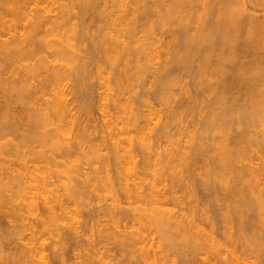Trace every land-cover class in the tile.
Returning a JSON list of instances; mask_svg holds the SVG:
<instances>
[{
    "label": "rangeland",
    "instance_id": "rangeland-1",
    "mask_svg": "<svg viewBox=\"0 0 264 264\" xmlns=\"http://www.w3.org/2000/svg\"><path fill=\"white\" fill-rule=\"evenodd\" d=\"M69 1H71V2H69ZM75 1V2H74ZM101 1V2H100ZM146 1V2H145ZM148 1V2H147ZM154 0H144V3H143V7H140L138 10L140 11V13H139V11H137L136 13L137 14H135V18H140L141 19V21H139V22H141V23H139V24H137L138 26V30L136 29V31L135 32H137L138 31V33L137 34H134L136 37V39L133 37V39L131 40V42H132V45L134 44L133 43V41H135V42H137V44L139 45V46H141V44H143V46H142V49L140 48H137L138 50H136V52H133V51H135V50H133V49H135L136 47H135V45L134 46H132V45H130L129 46V48L130 47H132V50H130V53H131V51H132V53H131V56L133 57H131V56H129V54L127 55V57H130V59H129V63L127 62V60L126 59H122V58H127V57H124V56H126V55H124L123 56V53H119L120 55H121V57H119L120 55L119 54H117V56L118 57H116V56H113L114 55V53H113V55L110 53V52H108L107 50L105 51V49H102L103 48V46L100 44L101 42V40H98L100 37V39H102V37L104 36V38H106V35H104L105 33H106V31L107 32H112V34L113 33H119L118 32V30H119V26L117 27L115 24H113L112 22H110V19H111V21H112V18H113V16H110L112 13H113V11H114V13L116 14V12L117 11H115L116 9L114 8L115 6H114V4L112 5V2H111V4H109L110 2H109V0H99V1H96L97 2V4L95 3V5H97V6H95V5H89V10H90V6L91 7H93L92 9V11L90 10H87L88 9V7H87V9L85 8V13L84 12H82L83 10V7L81 6L82 4L80 3V1L79 0H56V1H50V0H45L44 2L42 1V3L41 4H39V6H46L47 7V9H48V14H50L51 16H49L50 18H52V16L56 13V14H58V11H59V7H62L63 5L66 7V8H61V9H67L68 7L70 8V6H71V9H68V11H67V13H68V15H69V18H67V20H69V21H67L68 22V24H71V25H69L70 27V35L72 34V29H75V30H73V32H75L74 34H72L73 35V37H74V39L73 40H71V41H74V40H76L77 42H71L70 41V39H69V41L74 45V44H76V45H78V47L77 48H74V50L78 53V51H79V54H77L76 52H75V56H77L78 55V58H76V60L78 61V60H80V61H78V63L80 62V63H82L81 64V68H79V66H80V63L79 64H77L76 66H77V68H79L80 70H78V71H71V73H74L73 75L69 72V69H68V72L66 71V70H64V72L66 71L68 74H70L71 76V78L69 77L68 79H70V80H68V79H66V81L64 82L63 81V83H62V85L64 86H62L61 87V89H63V91H64V94H66V97L65 98H67V103H68V110H70V111H68V112H70L71 113V115L69 114V113H67V114H69V115H67V116H69V117H65V120H67L68 122L66 123L65 122V120H64V122L66 123V124H64L62 121H58L57 120V118L56 117H54V116H50V118L49 119H46V121L45 122H42V123H40V124H38L36 127H30L28 124H25L26 123V121H25V118H23L22 119V117L23 116H21L20 114V116L19 115H17L16 117L17 118H19L20 117V119H18V120H13L12 118H10V120L11 121H15V124H17L18 125V127H20L17 131L16 130H10V129H8L7 130V132L8 133H6V131L4 132V131H0V145L2 146H0V160L1 161H3V162H1L0 161V172L3 174V176L4 177H1V178H3V180H1V181H5V182H12V186H14L12 189V191H11V193H8L9 191H7V190H5L4 191V195H3V197H1L0 198V220H2L0 223V243H1V246H0V262H2L1 264H18V263H20L21 264V262L23 263L24 261L23 260H25V258H23V259H19L20 257L19 256H16V255H18V253L16 254V253H14V255L16 256V259L14 258L15 256H13L12 255V252H15L14 250H16L17 251V249L16 248H18V246L20 245V244H22L23 242L24 243H30V241H31V244H32V239L34 238V237H36V235L39 237H37V238H34V240L36 241V242H34V243H38V244H40L41 242H43L42 243V245L40 244V247L41 248H43L42 249V251H43V253H44V259H42L43 261L44 260H46L47 259V261H48V263H47V261H46V263L47 264H56L57 262L56 261H58V262H62V264H96V263H99V261L101 260V259H103L104 260V262L102 261V263L104 264V263H106V264H114V262H116L115 264H117L118 263V261H119V263L118 264H120V263H123V264H138L139 263V261L140 260H137L138 261V263H136L137 261H136V259H139V256L138 257H135L137 254H138V252L135 250L136 248H137V246H139V245H137V244H135V242H134V240H130L131 242H133L132 244L133 245H131L130 243H129V245H130V247H129V245H128V243L127 244H125V247H124V245H122V246H117V245H119V243H118V241H112V239H113V237H112V239H103L101 236L104 234V232H102V235H100V237L102 238V240H100V237H99V239H98V233H99V230H100V228L102 227V225H100L99 227H98V233H96V228H97V225H98V223L99 222H101V224L103 223V222H106V223H109V225L108 226H111L110 225V223L113 221V224H115L116 222L115 221H119L118 223H116V225H118V229L119 230H123V229H125V230H127V231H131L132 229H135L136 228V226L138 225V223H141V225L142 224H144V225H142V228H143V226H144V230H140V231H144L142 234L143 235H145V238H144V242H146L147 243V245L148 246H151V243H152V246H151V248H152V250L154 249V248H156L154 251H155V255H156V261H158L157 263L158 264H183L182 262H184L183 260L185 259V260H187V259H190V262H189V260H188V262L190 263V264H209L210 263V258H211V260L213 259V257H215V253L217 252L218 254L216 255V257H215V259H213V261H215L216 263L215 264H236V263H240V264H264V250L262 249L263 247H264V237H262V236H264L263 235V231H264V223H263V221H264V211L262 212H257L256 213V211H255V209L253 208V210H254V212H252L253 213V216H252V213H250L251 211L249 210V212H247V214L248 215H250V217L249 216H247L246 217V214H244L245 216L243 217L242 216V221L241 222H238V220H237V218H234L235 217V215L233 214V212L230 210V216H231V219L230 220H225L223 217V219H221V216L224 214V213H226L227 211L225 210V207H226V209H227V207H230V205L229 204H231V202L233 201V204H236L237 202H235L234 201V199L236 200V198L238 199V196L235 194L234 196H237V197H235V198H233V194H234V192L232 191V194L229 192L228 193V191L230 190V188H231V186L233 187V185H231L230 187H229V189L228 188H226L227 189V192H225L223 189H222V187H223V185L222 184H220L219 182H218V184H216L215 183V185H214V183L213 184H211V182H210V184H211V187H213L212 189H214V191H212L211 192V189H209L207 186V188L205 189V179H206V182H208L209 183V181H207V177L205 178L204 176L206 175H208L207 174V171H206V173L205 174H203V179L201 178L202 177V172H201V170L202 169H204L205 168V164H208L211 160L210 159H212V154H208V153H211L210 151H207L210 147H214L215 148V146H218V144L219 143H221L222 144V140H218V139H220V137H222L223 139H225L226 140V138H228L227 139V141L226 142H228L229 143V148H231L232 150H231V154L233 155H235L236 153L235 152H238V154H236L234 157H236V160L238 159V157L239 156H241L242 154L244 155L242 158L244 159H242V158H240L239 157V160H241V162L242 163H240V164H243L244 165V167L246 168V166H245V163H243V162H246L248 165H249V163H252L251 164V166H250V168L252 167V168H255L254 170L255 171H260V169L261 168H263V167H260V169H258V170H256V167H259L260 165H262L263 163H264V131H263V129H264V119L263 120H261V121H263V122H260V124L258 125V122H256L257 123V127H253L254 129H257V134H255L252 138L254 139V137H255V139L254 140H256L255 141V143H254V141H253V143H252V141L250 140V142H247V146L245 147L244 145H246V144H243V142H244V139H242V142H239V141H241V138L240 137H238L239 136V134L241 133L238 129H247L248 128V130H249V128H250V125L248 124V123H245V122H241L240 121V123H239V125H241L242 127L241 128H239L238 126V122L236 121H234V118L236 117H233L234 115V113L237 111V108L238 109H240L239 108V106H240V104L238 105L237 103L239 102V103H241L242 101L243 102H245L246 101V96H247V94H246V92H247V90H246V92L244 91V90H240V88H237V87H239V86H236L235 84V86H234V88H233V86L232 87H230V93L229 92H227L226 93V91L225 90H219L218 89V87L220 86V83H222V82H220V78H218V79H214V77H213V79L211 80V76H209V74H208V72H207V69L205 70L206 72H204V73H206L209 77H210V79L208 80V76H206V74H204L203 72V75H202V73L201 72H199V69H197V68H200L199 67V65H201V63H202V54H204L203 52H202V48H198L197 50H196V52H195V50H193L194 51V54H193V52H192V54H193V57L191 56H187V57H185V58H183L181 61H179L178 60V62H177V58L175 59V54L176 53H179V51L181 52H183V49H181L180 48V38H181V28L179 29V27L182 25L181 23H183V24H187V28H186V31L187 32H189V33H187V35L189 34H192L191 32L192 31H194V32H197L198 30H199V28L200 27H202V28H200V29H203V28H205V27H208L207 25H209L210 26V23H209V20L211 21V23H212V21L214 20V17H216V15L218 14V11L221 9H223V8H221V7H223V5H225V6H227L226 4H228L229 5V1H225L224 0V3H223V5H222V2H223V0L222 1H220L219 0V2H218V0L216 1V0H191L190 2H188L189 3V5H188V3H186L187 4V6H186V4H184V6L185 7H181V6H179V8H178V12L176 11V10H174L175 11V13L173 12V14L171 13L170 15H169V8L171 7V5H172V0H169L170 2H168V0L167 1H162V0H156V1H154ZM231 1V0H230ZM235 0H232L230 3H233ZM237 1V0H236ZM241 1V0H240ZM239 0H238V2H240ZM243 1H245L244 2V4H245V11H244V13L247 11V9H248V11H250L249 13H251V12H253V13H251V15L253 16V14H254V16L255 15H257L256 17H258V16H261L262 15V17H264V0H254V1H256V3L254 4L253 2V0H243ZM246 1H248V2H246ZM250 1V2H249ZM150 2V4H148ZM201 2V3H200ZM204 2V3H203ZM226 2V3H225ZM153 3V4H152ZM156 3V4H155ZM167 3V4H166ZM169 3V4H168ZM219 3V4H218ZM241 3V2H240ZM68 4V5H67ZM79 4V5H78ZM81 4V5H80ZM140 4V3H139ZM147 4L149 5V6H147ZM152 4V5H151ZM192 4V5H191ZM203 4V5H202ZM215 4V5H214ZM233 4H236V3H233ZM70 5V6H69ZM73 5V6H72ZM105 7H104V6ZM112 5V6H111ZM183 5V4H182ZM217 5V6H216ZM221 5V6H220ZM230 5H232V4H230ZM237 5H238V3H237ZM34 4L33 5H30L29 7H32V9L33 8H37L36 6H38V3H37V5L36 6H34ZM68 6V7H67ZM95 6V7H94ZM102 6V7H101ZM140 6H141V4H140ZM151 6V7H150ZM169 6V7H168ZM213 6V7H212ZM224 6V7H225ZM233 6V5H232ZM104 7V9H102ZM110 7H111V9H110ZM189 7H191V8H189ZM202 7V8H201ZM210 7V8H209ZM216 7V8H215ZM218 7V8H217ZM234 7V6H233ZM28 8V7H27ZM75 8V9H74ZM96 8H98L99 10H100V8H101V10L100 11H103V16L101 15V13L99 14V13H96V12H98L99 10H96ZM115 10H114V9ZM141 8H142V10H141ZM149 8V9H148ZM186 8H189V9H187L186 10ZM204 8V9H203ZM214 8H215V10H214ZM220 8V9H219ZM226 8V7H225ZM28 9H31V8H28ZM34 9V10H35ZM60 9V10H61ZM113 9V10H112ZM146 9V10H145ZM168 9V10H167ZM198 9V10H197ZM201 9V10H200ZM211 9V10H210ZM217 9V10H216ZM34 10H33V12H34ZM76 10V11H75ZM95 10V11H94ZM108 12H106V11ZM144 10V11H143ZM158 10V11H157ZM184 11V13L182 12V11ZM220 10V11H221ZM36 11H37V9H36ZM35 11V13L34 14H36V13H38V12H36ZM88 11V12H87ZM99 11V12H100ZM105 11V12H104ZM146 11V12H145ZM152 11V12H151ZM165 11V12H164ZM182 13H181V12ZM248 11L246 12L247 14H248ZM90 12H92V14L90 13ZM95 12V13H94ZM112 12V13H111ZM204 12V13H203ZM88 13H90V16H88ZM104 13H106V14H104ZM109 13H111V14H109ZM144 13H146L145 15H144ZM147 13H149L148 15H147ZM157 13V14H156ZM165 13H166V15H165ZM178 14V17H177V14ZM179 13H181V15L179 14ZM186 13H187V15H186ZM214 13H217V14H214ZM246 13L244 14V15H246ZM115 14H114V16H115ZM140 14H142V15H140ZM156 14V15H155ZM67 15V14H66ZM68 15L66 16V17H68ZM82 17H81V16ZM83 15H84V17H83ZM94 15H95V17H94ZM101 15V16H100ZM106 15V16H105ZM109 15V16H108ZM139 15H140V17H139ZM164 15H165V17H164ZM172 15H174V16H172ZM180 15V16H179ZM213 15H215V16H213ZM250 15V14H249ZM250 15V16H251ZM93 16V17H92ZM104 16L105 17H107V18H104ZM145 16H146V18H145ZM158 16V17H157ZM167 16H169V18L167 17ZM175 16H176V18H175ZM185 16V17H184ZM208 16H210V17H208ZM91 17V18H90ZM101 17H102V19H105V20H102L101 19ZM108 17H110V18H108ZM144 17V18H143ZM159 17H161V18H159ZM170 17H173V18H170ZM181 17H184V18H181ZM189 17V18H188ZM74 18V20L72 21V19ZM88 20H87V19ZM136 19V21H138L139 19ZM149 18H150V20H149ZM154 18H156V19H158V20H156V19H154ZM162 18H165V19H163V21H161L160 19H162ZM178 18V19H177ZM181 18V19H180ZM210 18V19H209ZM81 19V20H80ZM92 19V20H91ZM106 19H107V21H106ZM147 19V20H146ZM167 19H168V21H167ZM170 19H172V20H170ZM175 19H177V20H175ZM185 19V20H184ZM188 19V20H187ZM142 20L145 22H143V24H142ZM148 20H149V23H148ZM156 20V21H155ZM174 20V21H173ZM184 20V21H183ZM26 20H22V22H20V24L18 25V31H23L24 29V27L28 24V22L29 21H26ZM78 21V22H77ZM81 21H82V23H81ZM99 21V22H98ZM101 21V22H100ZM104 21V22H103ZM155 21V22H154ZM161 21V22H160ZM165 21V22H164ZM183 21V22H182ZM186 21V22H185ZM50 22V21H49ZM49 22H46V26H47V28H49L48 26H52V25H49L50 23ZM67 22H66V24H67ZM69 22H71V23H69ZM173 22V23H172ZM190 22V23H189ZM202 22V23H201ZM207 22H208V24H207ZM24 23V24H23ZM48 23V24H47ZM105 23V24H104ZM112 25V28L110 27L111 25ZM138 23V22H137ZM148 23V24H147ZM152 23V24H151ZM159 23H161L160 25H159ZM180 23V24H179ZM88 24V25H87ZM99 24V25H98ZM107 24V25H106ZM144 25V26H141V25ZM147 24V25H146ZM179 24V25H178ZM207 24V25H206ZM24 25V27L22 28V26ZM73 25H75V26H73ZM98 25V26H97ZM139 25H140V27H139ZM44 26V25H43ZM45 26V27H46ZM66 26V25H65ZM68 26V25H67ZM82 26H83V28H82ZM96 26L98 27V28H96ZM102 26V27H101ZM105 26V27H104ZM108 26H109V29H108ZM115 26V27H114ZM177 26V27H176ZM204 26V27H203ZM84 27H85V29H84ZM114 27V28H113ZM150 27H151V29H150ZM183 27V26H182ZM0 28H2V31H4L5 29H4V27H0ZM6 28V27H5ZM27 28V27H26ZM44 27H42V29H43ZM64 28H66V27H63L62 29H64ZM106 28V29H105ZM145 28H146V30H145ZM188 28H191V32H190V30H188ZM196 28H198V30H196ZM4 29V30H3ZM23 29V30H22ZM44 29H46V28H44ZM59 30V31H57V33H54V32H56V31H53V32H50V30L46 33L44 30L42 31V34L40 33L39 34V36L41 35V37H39V38H42V39H44V37L46 36V38L45 39H47V40H49L50 39V36H51V39L52 38H59V37H62V34L64 33V31L65 30ZM67 29V28H66ZM96 29V30H95ZM100 29V30H99ZM108 29V30H107ZM110 29H113V30H110ZM140 29V30H139ZM79 30V31H78ZM87 30V31H86ZM98 30V31H97ZM105 30V31H104ZM116 30V31H115ZM150 30V31H149ZM153 30V31H152ZM165 30V31H164ZM174 30V31H173ZM176 30V31H175ZM1 30H0V38H3V37H8L9 36V33H7V34H5L7 31H4L5 33H3ZM17 31V32H18ZM24 31H26V29L24 30ZM52 31V30H51ZM62 31V32H61ZM83 31H85V32H83ZM101 31V32H100ZM115 31V32H114ZM119 31H121L122 32V30H119ZM146 31V32H145ZM157 31V32H156ZM45 34H44V33ZM51 34H50V33ZM81 32V33H80ZM92 32V33H91ZM109 32V34H111ZM155 32V33H154ZM180 34H179V33ZM193 32V33H194ZM3 33V34H2ZM62 33V34H61ZM104 33V34H103ZM141 33H142V35H141ZM150 33V34H149ZM152 33H154V34H152ZM179 35H178V34ZM50 34V35H49ZM55 34H57L58 36H56L55 37ZM65 34H67L68 36H70L69 35V33L68 32H66ZM76 34V35H75ZM83 36H82V35ZM97 34H98V36H97ZM149 36H148V35ZM157 34H158V36H157ZM64 35V34H63ZM66 35V36H67ZM78 35V36H77ZM92 35H95V36H93L92 37ZM101 35V36H100ZM103 35V36H102ZM2 36V37H1ZM82 37L81 38V40H80V38L79 37ZM139 36V37H138ZM5 38V39H8V38ZM10 37V36H9ZM64 37H65V35H64ZM70 37H72V36H70ZM180 37V38H179ZM39 38H37V40L39 39ZM63 38V37H62ZM66 38V37H65ZM85 38V39H84ZM94 38H95V40H94ZM139 38V39H138ZM169 38V39H168ZM175 38H176V40H175ZM50 39V40H51ZM79 41H78V40ZM83 39V40H82ZM90 39V40H89ZM135 39V40H134ZM159 39V40H158ZM172 39V40H171ZM241 39H242V37H241ZM53 40V39H52ZM89 40V41H88ZM98 40V41H97ZM137 40V41H136ZM144 40V41H143ZM151 40H152V42H151ZM39 41V40H38ZM42 41V40H41ZM40 41V42H41ZM44 41V40H43ZM147 41V42H146ZM162 41V42H161ZM79 42V43H78ZM93 42V43H92ZM95 42V43H94ZM154 42V43H153ZM29 43V42H28ZM33 43H34V45L36 44L34 41H33ZM83 43V44H82ZM157 43V44H156ZM160 43V44H159ZM170 43V44H169ZM152 44V45H151ZM177 44V45H176ZM92 45V46H91ZM97 45V46H96ZM99 45V46H98ZM158 45H159V47H158ZM166 45V46H165ZM168 45V46H167ZM171 45V46H170ZM89 46V47H88ZM137 46V45H136ZM139 46H137V47H139ZM176 46H178V47H176ZM73 47H75V46H73ZM98 47H99V49H100V51H99V49H98ZM102 47V48H101ZM147 47V48H146ZM150 47V48H149ZM156 47V48H155ZM166 47L168 48V49H166ZM41 48V47H40ZM45 49V47L42 45V48H41V51L40 52H38V53H36L35 54V56H34V58L33 59H28V60H25L24 61V63H28V62H35V61H37V60H35V58L36 59H51V54H50V51H48V50H50V49H46V50H44ZM80 48V49H79ZM84 48V49H83ZM143 48H146V49H144L143 50ZM149 48V49H148ZM152 48V49H151ZM153 48H155V49H153ZM177 50H176V49ZM197 48V47H196ZM90 49V50H89ZM97 49V50H96ZM131 49V48H130ZM148 49V50H147ZM195 49V48H194ZM220 49L221 48H219V49H217L218 50V52H217V50H215V52H213L212 53V56H211V58H210V56H209V58L210 59H214L215 58V55L217 54V53H219V54H217V57L218 56H220L221 55V52H222V55H223V53H225V52H223L222 50L223 49H221V52H219L220 51ZM43 50V51H42ZM81 50V51H80ZM84 50H85V52H84ZM141 50H143V53L141 52ZM150 50V51H149ZM201 50V51H200ZM47 51V52H46ZM90 51V52H89ZM95 51V52H94ZM137 51H138V53L140 52L141 53V55L140 56H138V54H136L137 53ZM154 51V52H153ZM156 51V52H155ZM174 53H172V52ZM86 52H88V53H86ZM94 52V53H93ZM101 52V53H100ZM151 52V53H150ZM197 52H198V54H197ZM202 52V53H201ZM96 53V54H95ZM104 55H103V54ZM106 53H109V54H106ZM133 53H134V55H137L139 58L141 57V60L139 61H137L138 63H136V60L135 61H133L134 59H136V57L137 56H135V58H134V55H133ZM144 53H145V56H144ZM245 53V52H244ZM77 54V55H76ZM83 54V55H82ZM112 55V57H111V55ZM143 54V55H142ZM97 55H99V56H97ZM107 55H109L108 57L109 58H111V59H114V60H109V58H107L106 56ZM174 56L173 58L171 57V56ZM214 55V56H213ZM97 56V57H96ZM123 56V57H122ZM39 57V58H38ZM42 57V58H41ZM81 57V58H80ZM87 57V58H86ZM106 57V58H105ZM114 57H116V58H114ZM150 57V58H149ZM170 57V58H169ZM188 57H190V58H188ZM195 57H198V58H196L195 59ZM213 57V58H212ZM84 58V59H83ZM96 58V59H95ZM105 58V59H104ZM138 58V59H139ZM246 58V59H245ZM245 60H247V58H249V57H247V56H245ZM120 59V60H119ZM185 59V60H184ZM188 59H189V61H188ZM192 59H195V60H192ZM210 59H209V61H210ZM95 60V61H94ZM107 60V61H106ZM109 60V61H108ZM149 60V61H148ZM173 60V61H172ZM174 60H176V62L174 61ZM199 62H197V61ZM215 60H216V58L214 59V60H212V62H213V64H214V62H215ZM76 61V62H77ZM82 61V62H81ZM91 61V62H90ZM118 62V63H116V62ZM186 61V62H185ZM188 61V62H187ZM192 61V62H191ZM96 62V63H95ZM99 62V63H98ZM101 62V63H100ZM110 62H112V63H110ZM114 62V63H113ZM135 62V63H134ZM167 62V63H166ZM191 62V63H190ZM212 62L210 61V63L212 64ZM84 63V64H83ZM90 63V64H89ZM92 63V64H91ZM102 63H103V65H102ZM108 63V64H107ZM126 63H128V64H126ZM132 63H134L136 66H134V64H132ZM152 63V64H151ZM165 63V64H164ZM183 64L182 66L181 65H179V64ZM98 64L100 65V67L98 66ZM106 64V65H105ZM117 64H119V65H117ZM142 64V65H141ZM91 65V66H90ZM93 65V66H92ZM108 65H110V66H108ZM112 65V66H111ZM143 65H147V66H143ZM179 65V66H178ZM186 65H187V67H186ZM84 66V67H83ZM86 66V67H85ZM94 66H96L95 68H94ZM104 67L103 69H101L102 67ZM115 66V68L114 69H112L113 67ZM141 66L142 67H144L145 69H143V68H141ZM188 66H190V67H188ZM197 66V67H196ZM107 67H109V68H111V69H109V68H107ZM136 67V68H135ZM138 67V68H137ZM181 67V68H180ZM209 67V66H208ZM207 67V68H208ZM83 68V69H82ZM84 68H85V70H84ZM90 68V69H89ZM98 68V69H97ZM127 69V71H126V69ZM142 70H141V69ZM211 68V67H210ZM82 69V70H81ZM94 69H95V71H94ZM139 69V70H138ZM147 69V70H146ZM149 69V70H148ZM160 69H161V71H160ZM209 69V68H208ZM62 70V69H61ZM89 72H88V71ZM94 72H93V71ZM97 70V71H96ZM101 70V71H100ZM105 70L107 71V73L105 72ZM109 70H110V72H109ZM114 70V71H113ZM143 70H144V72H143ZM158 70V71H157ZM167 71V73L165 72V71ZM188 70V71H187ZM192 70V71H191ZM194 70H195V73H194ZM197 70H198V73H197ZM18 71V70H17ZM80 71V72H79ZM85 72L84 73V75L85 76H81L80 74H82V72ZM91 71V72H90ZM101 72L102 73V76L105 78H103L104 79V83H101V81H100V78H102V77H100L99 78V76L101 75V73H100V75H97V73L99 74V72ZM135 71V72H134ZM140 71V72H139ZM164 71V72H163ZM229 71V73H231L230 72V70H228ZM63 72V71H62ZM63 72V73H64ZM66 72H65V75H66ZM76 72H77V75H76ZM104 72H105V74H104ZM118 72H120V74L121 75H123V76H121V78H119L118 77ZM128 72V73H127ZM164 73V75H163V73ZM226 72V71H225ZM89 73V74H88ZM109 73V74H108ZM132 73V74H131ZM137 73V74H136ZM162 75H161V74ZM169 73V74H168ZM199 73H201V75L199 74ZM228 73V72H227ZM226 73V74H227ZM228 73V74H229ZM106 74L108 75V83H110L109 85L110 86H108V85H103V84H105L106 82H107V80H106ZM119 74V75H120ZM124 74H126V76L128 77V79H127V77L124 75ZM167 74V75H166ZM191 74V75H190ZM193 74V75H192ZM195 74H197L196 75V77H195ZM225 73L223 74L224 76L226 75ZM226 75L227 77H228V80H230L231 81V83L230 84H233V82H232V77L230 76L231 74H229V75ZM64 75V74H63ZM64 75V76H65ZM83 75V74H82ZM90 75V76H89ZM117 75V76H116ZM134 75V76H133ZM138 75V76H137ZM67 77L69 76V75H66ZM65 76V77H66ZM76 76V77H75ZM80 76V77H79ZM92 76H93V78H92ZM115 76V77H114ZM158 76V77H157ZM193 76V77H192ZM199 76H202V77H204V78H206L207 80H205L204 78V80L203 81H205L204 83H203V86H202V84H201V87H200V89H199V87L197 86L198 84H200L199 82H201L202 81V79L199 77ZM206 76V77H205ZM224 77V82L227 80V77ZM39 77V76H38ZM37 77V78H38ZM40 77H41V75H40ZM65 77H64V80H65ZM66 77V78H67ZM84 77V78H83ZM130 77V78H129ZM160 77H164L163 79H164V81H161V80H163L162 78H160ZM172 79H171V78ZM219 77H221V76H219ZM232 79H230V78ZM79 80V81H77V79ZM83 78V80H81ZM109 78L111 79V81L109 80ZM115 78V79H114ZM117 78V79H116ZM142 78V79H141ZM165 78H166V80H165ZM177 78V79H176ZM193 78V79H192ZM195 78H197V79H195ZM201 79V81H199L200 79ZM73 79V80H72ZM87 79H89V80H87ZM122 79V80H121ZM125 79V81H123ZM127 79V80H126ZM135 79V80H134ZM158 79V80H157ZM171 80V82H170V80ZM176 79V80H175ZM199 79V80H198ZM220 79V80H219ZM119 80V81H118ZM160 80V81H159ZM168 80V81H167ZM178 80V81H177ZM196 80H198V81H196ZM211 80V81H210ZM216 80H218L219 81V85L218 84H216V83H214V81H216ZM228 80H227V82H228ZM93 81V82H92ZM106 81V82H105ZM121 81H123V82H121ZM129 81V82H128ZM165 81H167V82H165ZM176 82V83H174V82ZM197 83H196V82ZM207 81H209V82H207ZM217 81V82H218ZM222 81V80H221ZM229 81V82H230ZM78 82H79V84H78ZM82 82V83H81ZM88 82V83H87ZM92 82V83H91ZM114 82V83H113ZM119 82H120V84H119ZM125 82H126V84H128V85H126L125 84ZM132 82V83H131ZM137 82V83H136ZM142 82V83H141ZM158 82V83H157ZM169 82V83H168ZM196 84H195V83ZM212 82V83H211ZM264 82V80L262 81V82H260V83H263ZM86 83V84H85ZM131 83V84H130ZM136 83V84H135ZM155 83V84H154ZM161 83H168L167 85L165 84V87L162 85H160ZM171 83V84H170ZM209 83H211L210 85H213V87L215 86V84H216V89L219 91V93H221V95H222V93H224L223 94V96L225 95V94H227L226 95V97L225 98H233V99H235L236 98V100H234V101H236L237 103V105H235L234 103L232 104V105H234V106H232L230 103H228V104H230V105H228V104H226V105H228V106H230V109H228V111L229 110H232L231 112H234V113H232V115H230L229 113H228V116H221V115H219L218 113H216V112H218V111H216V110H218L219 108V106L216 108V110H214L212 107H211V109H213L214 111H216V112H214V113H211L212 114V121L214 122V124L218 121V122H220L219 124H221L222 126H223V124H228V126L227 125H224L223 126V128L225 127L226 128V131H225V134H226V138L225 137H223L224 136V132L222 133V131H221V135L222 136H220V132H219V134L217 133V131L216 130H218V128L216 129V126H212V127H215V130L214 131H212V129H210L209 131V134L207 135V133H206V129L205 128H203L204 126H203V124L205 125V123H201V122H205V119L208 117V115L210 116V113L209 112H211V111H209L207 108H209V107H207V108H205V104L204 103H206V106L209 104L208 102H210L211 100H214V99H216V97H214V93H215V90L216 89H214L212 86L211 87H209L210 89H211V91H213V92H211L210 91V89L207 87V85L206 84H209ZM214 83V84H213ZM76 84V85H75ZM117 84H119V85H117ZM125 84L126 85V87L124 88L123 87V85ZM193 84V85H192ZM75 85V86H74ZM85 85V86H84ZM124 85V86H125ZM158 85H160V86H158ZM168 85H172V87L170 88ZM173 85H175V86H173ZM218 85V86H217ZM262 85L263 84H261V87H262ZM103 86V87H102ZM108 86V87H110V88H106V87ZM122 86V87H121ZM155 86H158V88L156 87V89H155ZM166 86H168L167 87V90L165 89L166 88ZM71 87H73V90H72V88ZM86 87V88H85ZM91 87V88H90ZM113 87V88H112ZM174 87V88H173ZM181 87H182V89H181ZM198 87V88H197ZM204 87H206V88H204ZM221 87V86H220ZM146 88V89H145ZM153 88V89H152ZM160 88V89H159ZM170 88V89H169ZM180 88V89H179ZM191 88H193V89H191ZM196 88V89H195ZM88 89V90H87ZM91 89V90H90ZM109 89V90H108ZM154 89H155V91H154ZM161 89L163 90V91H161ZM185 89V90H184ZM191 89V90H190ZM205 89V90H204ZM221 89V88H220ZM240 91V93L239 92H237L238 90ZM242 89V88H241ZM244 89V88H243ZM71 90V91H70ZM142 90H144V92L142 91ZM148 90V91H147ZM158 90H160L161 92L159 93L158 92ZM165 90V91H164ZM179 90V91H178ZM182 90V92L180 93V91ZM201 90H204V91H201ZM208 90V91H207ZM228 89H227V91H229ZM66 91H67V93H66ZM74 91V92H73ZM92 91V92H91ZM155 92V93H153V92ZM171 91H173V93L171 92ZM185 91H187V92H185ZM197 91V92H196ZM198 91H200V92H202V93H200V92H198ZM210 91V92H209ZM218 91H217V93H218ZM220 91H222V92H220ZM242 91H244V92H242ZM76 92V93H75ZM107 92V93H106ZM147 92L149 93V94H147ZM165 92H169V94L168 93H166V95L168 96L169 95V97L171 96V99L172 100H168V98L166 97V95H165ZM185 92V93H184ZM205 92V93H204ZM207 92H209L208 94H207ZM233 92V93H232ZM235 92V93H234ZM243 94H242V93ZM158 93L162 96H158L159 97V99H158V97L156 96V95H158ZM172 93V94H171ZM178 93H180V95L178 94ZM183 93V94H182ZM204 93V94H203ZM212 93V94H211ZM217 93H215V95L216 96H218V94ZM238 93V94H237ZM68 94V95H67ZM106 94H108L107 95V97H108V101H107V98L106 97H104ZM110 94V95H109ZM111 94H112V96H111ZM146 94V95H145ZM152 94V95H151ZM211 94V95H210ZM245 94V97L243 96ZM73 95H76V97L75 96H73ZM82 95V96H81ZM119 95V96H118ZM138 95V96H137ZM175 95V96H174ZM185 95V96H184ZM187 95V96H186ZM193 95V97H191ZM203 95V96H202ZM208 95V96H207ZM220 95V96H221ZM234 95H235V97H234ZM240 95V96H239ZM78 96L80 97L79 99H78ZM103 96V97H102ZM109 96H111V97H109ZM114 96H116L114 99H116V101H117V99H119L120 97V101H122L123 99L125 100H128L129 102H130V104H129V102L127 101H125V103H123V102H121V103H123V104H125V106L126 107H128L127 109H125L124 110V108H126L124 105H123V107L124 108H119V106L117 107L114 103L112 104V102L113 101H115L114 99H113V97ZM146 96V97H145ZM156 96V97H155ZM180 96H181V98H180ZM237 96V97H236ZM12 97V96H11ZM46 97L48 98V95L46 94L45 96H43L42 98H44V99H46ZM74 97H75V99H74ZM101 97H102V99L104 98V100H102L101 99ZM123 97V98H122ZM145 97V98H144ZM166 97V98H165ZM173 97V98H172ZM185 97H187V98H185ZM197 97V98H196ZM203 97H204V99H203ZM210 97H214V99H212L211 98V100H210ZM240 97H241V99H240ZM41 98V99H42ZM50 98V97H49ZM82 98V99H81ZM110 98H112V99H110ZM140 98V99H139ZM147 98H149V99H147ZM160 98H161V100L163 101V104H162V101L160 100ZM165 98V99H164ZM185 98V99H184ZM196 100L195 101V104H194V102L192 103V101L194 100V99ZM244 98V99H243ZM11 99V98H10ZM12 99H14V96H13V98ZM40 99V101L41 102H39V100H38V103H42L43 102V100H41ZM86 99V100H85ZM90 99V100H89ZM122 99V100H121ZM158 99V100H157ZM165 101H164V100ZM167 99V100H166ZM183 99H184V101H183ZM231 99H226L227 100V102H228V100H229V102H231L232 100ZM238 99V100H237ZM15 100V99H14ZM78 100V101H77ZM82 100V101H81ZM100 100H102V101H104V104H105V102H106V104H107V102H109V104H107L106 105V108L110 111L111 110V108H112V110L110 111V112H112L111 113V115L113 116H111V115H108L107 117H105V116H103L102 114H101V108H99L100 106H101V102L102 101H100ZM106 100V101H105ZM113 100V101H112ZM142 100H144V101H142ZM188 100V101H187ZM191 100V101H190ZM206 100H207V102H206ZM245 100V101H244ZM81 101V102H80ZM84 101H88L87 103L86 102H84ZM148 101V102H147ZM183 101V102H182ZM200 101H204L203 103H201L200 104ZM214 101H216V100H214ZM71 102V103H70ZM78 102V103H77ZM79 102L81 103V104H79ZM83 102V103H82ZM92 102V103H91ZM100 102V103H99ZM138 104H137V103ZM141 102H143V103H141ZM168 104H167V103ZM186 102H190L188 105L186 104ZM196 102H197V104L199 105V107H198V109L196 110V107L198 106H196ZM212 102V101H211ZM226 102V103H227ZM243 102H242V106H243ZM89 103V104H88ZM127 103V104H126ZM131 103H133V104H131ZM151 104L150 106H148V105H145V104ZM160 103V104H159ZM164 103H166V105H167V107L166 106H164L165 104ZM183 103V104H182ZM192 103V104H191ZM208 103V104H207ZM88 104V105H87ZM128 104H129V106H131V107H129L128 106ZM140 104V105H139ZM194 104V105H193ZM217 104H219V103H217ZM17 105V104H16ZM80 105V106H79ZM112 105V106H111ZM113 105H115L118 109H119V111H118V109L114 106V108L115 109H117V113H115L114 114V112H116V110L113 108ZM142 105V106H141ZM183 105V106H182ZM188 107H187V106ZM193 105V106H192ZM201 105V106H200ZM209 105H211V106H213L214 107V104L212 103V104H209ZM208 105V106H209ZM215 105H216V102H215ZM245 106L247 105V103L246 104H244ZM87 106V107H86ZM109 106H111L110 108H109ZM132 106H135L134 108H132ZM148 110V112H151V114L150 113H147V110L144 108V107ZM191 106V107H190ZM195 106V107H194ZM202 106H204L203 108H204V110L202 109ZM231 106L233 107V108H231ZM235 106H237V107H235ZM89 107V108H88ZM140 108V109H142V110H138V109H136V108ZM149 107H151V109L149 108ZM181 107V108H180ZM241 107V106H240ZM16 108H20L19 106H17ZM81 108H82V110H81ZM85 108V109H84ZM129 108H131L132 109V111L131 112H133L134 113V111H135V109H136V112L135 113H137L136 115L135 114H132L131 112H129L130 111V109ZM155 108V109H154ZM247 108V107H246ZM121 109V110H120ZM152 110L153 109V111H150V110ZM177 109V110H176ZM188 109H190V110H188ZM205 109H206V113H207V111H208V113H207V117L206 118H203V117H205V115H206V113L204 114V112H205ZM236 109V111H234ZM242 109H243V107H242ZM18 110V109H17ZM79 110H80V112H79ZM113 110H115V111H113ZM124 110V111H123ZM169 110V111H168ZM174 110V111H173ZM197 112H196V111ZM212 110V111H213ZM243 110H245V109H243ZM125 111H127V112H125ZM142 111H144V113H145V115H144V113L142 112ZM202 111V113H200V112ZM85 112V113H84ZM87 112V113H86ZM122 112V113H121ZM124 112V113H123ZM131 113L130 115H129V113ZM139 112V113H138ZM140 112L141 113H143V114H140ZM153 112H155L154 114H152ZM173 114V112H175L176 113V115H172L171 113ZM239 113H241L242 112V110H241V112L240 111H238ZM238 112H236V113H238ZM81 115H80V114ZM158 113V114H157ZM170 114V117H169V114ZM174 113V114H175ZM177 113H179V115L177 114ZM198 113H200L199 115H197ZM235 113V115H237ZM84 114H86V115H84ZM123 114H125V115H123ZM127 114V115H126ZM166 114L168 115V117L166 116ZM218 114V115H217ZM88 115V116H87ZM101 115H102V118H105V119H102L101 118ZM143 115H144V117H143ZM156 115V116H155ZM197 115V116H196ZM201 115V116H200ZM79 116H80V118H79ZM86 116V117H85ZM110 116H111V118H110ZM115 116H117V117H115ZM136 116V117H135ZM148 116V117H147ZM152 116V117H151ZM173 116H175L174 118H172ZM195 116V117H194ZM203 116V117H202ZM53 117H54V119H53ZM109 117V118H108ZM129 117H131V118H129ZM135 119H134V118ZM146 117V118H145ZM237 117H238V115H237ZM264 117V116H263ZM262 117V118H263ZM55 118H56V120H55ZM75 118V119H74ZM113 118V119H112ZM119 118H120V120H119ZM153 118V119H152ZM167 118H172L171 120L173 121L174 119H176V121L174 120L173 122L172 121H170L169 119L167 120ZM51 119V120H50ZM71 119V120H70ZM74 119V120H73ZM81 120V121H79V120ZM117 119V120H116ZM144 119H145V121H144ZM149 119H151V120H149ZM202 119H204V121L202 120ZM19 120H20V122H19ZM23 120V121H22ZM84 120V121H83ZM103 120V121H102ZM107 122H106V121ZM108 120L110 121V123L111 124H113V122L114 121H116V126H117V129H116V126H115V128H114V125L115 124H113V125H111V126H113V131H112V129H108L107 130V128H112V127H110V123L108 122ZM133 120V121H132ZM164 120H166V121H164ZM196 120H198V121H196ZM201 120V121H200ZM208 120V119H207ZM210 120V119H209ZM208 120V121H209ZM235 120H236V118H235ZM49 123H48V122ZM70 121H72V123L70 122ZM120 121V122H119ZM122 121H123V123H125V124H123L122 123ZM127 121V122H126ZM136 121H137V123H136ZM216 121V122H215ZM239 121V120H238ZM7 122L10 124V123H12V122H10V121H7V119H6V124H7ZM20 124V123H23V124H21V125H19L18 123ZM52 122H53V124H52ZM69 122L71 123V124H69ZM75 122V123H74ZM80 122V123H79ZM135 122V123H134ZM139 122L141 123V124H139ZM164 122H166V123H164ZM105 123V124H104ZM107 123H108V126H107ZM115 123V122H114ZM149 123V124H148ZM199 123H201V125L199 124ZM210 123V122H209ZM234 123V124H233ZM261 123H263L262 125H261ZM8 124V126H10ZM62 124V125H61ZM73 124V125H72ZM119 124V125H118ZM160 124H162L161 126H160ZM163 124H165L164 126H163ZM198 124V125H197ZM213 124V125H214ZM232 126H231V125ZM63 125H65V126H63ZM72 126V128H69L70 126ZM122 125V126H121ZM134 125V126H133ZM169 125V126H168ZM211 125H212V123H211ZM217 125V124H216ZM249 125V127H247ZM252 125V124H251ZM254 125V124H253ZM252 125V126H253ZM261 125V126H260ZM25 126H26V128H25ZM45 126V127H44ZM68 127V130H67V133H66V139L68 140V139H70L69 141H74L73 139L74 138H76V140H78V138L81 140L80 142H82L83 141V143H81L82 145H83V147H82V145L80 146L81 148H79V149H77L78 147H76V149L75 148H69V149H67V148H65V147H62V148H60V147H58L57 149L54 147V146H52V147H54V149H55V151H52V147L50 146V143H51V141L54 143V139H57L60 135H62V133L65 135V132H66V128L65 127ZM85 126V127H84ZM144 126V127H143ZM145 126H147V128L146 129H148V130H146L145 131V129H143L142 131H140L141 129H139V128H145ZM167 126H168V128H167ZM192 126V127H191ZM196 126V127H195ZM198 126H201V128H202V131H205V132H202V133H205V134H203L202 135V133H201V128L199 127L198 128ZM227 126V127H226ZM237 126V127H236ZM251 126V127H252ZM256 126V125H255ZM62 127H64L65 129H63ZM78 127L79 128H81L82 127V129H78ZM101 127H103L102 129H101ZM105 127H107V128H105ZM126 127V128H125ZM134 127H136V130H135V128ZM137 127H138V129H137ZM149 127H150V129H149ZM159 127H161V128H159ZM205 127L206 128H208L207 127V123H206V125H205ZM210 127V126H209ZM218 127H219V125H218ZM228 127L230 128V130L228 129ZM236 127V128H235ZM246 127V128H245ZM58 128V129H57ZM83 128L84 129H86L85 131L83 130ZM121 128V129H120ZM165 128H167V129H165ZM187 128V129H186ZM197 128H198V130H197ZM221 128V127H220ZM238 128V129H237ZM260 128V129H259ZM262 128V129H261ZM26 129V130H25ZM61 129H63V130H65V131H63V130H61ZM114 129H116L117 130V135H119L118 134V132L120 133V134H122L123 135V132H124V135H123V137H127L128 136V138H130L129 136H131V138L133 137L134 139L133 140H131V143H132V147L130 148V151H134L133 152V158H132V161L130 160L131 158L130 157H128L129 159V161L130 162H128V163H131V164H129V169L127 168V161L125 162L126 163V165L124 164V159H127V154H125L124 155V153L126 152V151H123V150H121V149H116L114 146H113V144H111L112 143V141L110 140V138L112 139V137H110L113 133H116V131L114 130ZM161 129V131H159ZM164 129V130H163ZM190 129V130H189ZM200 129V130H199ZM203 129H205V130H203ZM209 129V128H208ZM207 129V130H208ZM237 129V130H236ZM252 129V128H251ZM27 130H32L31 132L32 133H34V134H36L37 132V135H36V137H34L33 138V136H35V135H31L32 133H29ZM38 130V131H37ZM47 131V132H44V131ZM61 130V131H60ZM71 130V131H70ZM79 130H83V131H79ZM102 130V131H101ZM111 130V131H110ZM119 130H121V131H119ZM124 130V131H123ZM129 131V132H127V131ZM149 130H151V131H149ZM188 130V131H187ZM192 130L194 131V130H196V134H198V131L201 133V134H198V135H201V136H205V138H204V140H203V138L201 137V139H202V143L203 144H205L206 143V145H203L202 143H200V144H202L203 145V147L201 148L202 149V151L204 150L205 152H207V156L208 157H204V155H206V153L205 152H201V154H200V152H198V156L200 157V158H198V156H195L194 154H190L189 152L191 151L190 150V148H189V146H187V145H189L190 143H192L193 142V140H192V142H189L188 140L191 138L192 139V137H194V135H193V132H192ZM220 130V129H219ZM224 130V129H223ZM229 131V133H228V131ZM259 130H261V131H259ZM43 131V132H42ZM73 131V132H72ZM78 131H79V133H78ZM90 131V132H89ZM107 131V132H106ZM108 131H110V132H113L111 135H107V134H109L108 133ZM115 131V132H114ZM136 131H140L141 133L142 132H148L147 133V135H146V133H144L146 136L144 137V139H146V140H144V139H142L143 137L142 136H144V135H142V136H140L138 133H136ZM166 131V132H165ZM170 131V132H169ZM238 131H239V134L237 135V133H238ZM243 131H245V130H243ZM251 131V130H250ZM250 131H249V133H250ZM256 130H253V132H255ZM25 132H28V134L31 136V137H27L28 139L30 138V140L31 141H29L28 139H25V140H23V137H24V135H28L27 133L25 134ZM52 132V133H51ZM69 132V133H68ZM72 134H71V133ZM76 132V133H75ZM82 132V133H81ZM126 132V133H125ZM131 132V133H130ZM187 132V133H186ZM189 132H192V133H190L189 135H188V133ZM236 132V135H234V133ZM252 132V131H251ZM3 133V134H2ZM23 133H24V135H23ZM58 133V134H57ZM59 133H61V134H59ZM89 133V134H88ZM105 133V134H104ZM212 133V134H211ZM231 133V134H230ZM245 133H247V134H245V136L247 137L246 139L247 140H249V139H251V137L250 136H252L253 135V133H252V135H250L249 133H248V131L246 132L245 131ZM22 134V135H21ZM40 134H41V137H43L42 138V140L43 141H41V137H40ZM68 134V135H67ZM69 134H71V135H69ZM79 134V135H78ZM84 134V135H83ZM86 134V135H85ZM125 134H130V135H126L125 136ZM160 134V135H159ZM162 134V135H161ZM170 134V135H169ZM213 134H214V137H213ZM219 136H217V135ZM4 135V136H3ZM9 135V136H8ZM17 135H19V136H17ZM43 135V136H42ZM51 135V136H50ZM75 135V136H74ZM103 137H102V136ZM137 135V137H135ZM138 135L140 136V137H142L141 138V141H140V137H139V141H137V139H138ZM166 135V136H165ZM186 135H188V136H186ZM192 135V136H191ZM207 135V136H206ZM212 135V136H211ZM231 135V136H230ZM236 136V137H234V138H232V136ZM258 135V136H257ZM260 135V136H259ZM12 136V137H11ZM20 136H22V138L20 137ZM63 136V135H62ZM69 136V137H68ZM71 136V137H70ZM121 136V135H120ZM197 135H195V137H196ZM216 136V137H215ZM230 136V137H229ZM12 139H11V138ZM46 137V138H45ZM64 137V138H65ZM102 137V138H101ZM107 137V138H106ZM122 137V136H121ZM168 137V138H167ZM194 137V139H196V138H200L199 136L198 137H196L195 138ZM211 137V138H210ZM7 138H10V140H11V142L13 143H11L10 142V140L9 139H7ZM31 138H33L35 141H32L33 139H31ZM38 138H39V141H38ZM45 138V139H44ZM60 138V137H59ZM84 138V139H83ZM109 138V139H108ZM130 138V139H131ZM137 138V139H136ZM210 138V139H209ZM221 138V139H222ZM232 138V139H231ZM239 138V139H238ZM245 138V137H244ZM19 139V140H18ZM49 139H51V140H49ZM65 139V140H66ZM72 139V140H71ZM100 139H102L101 141L103 142H101L100 141ZM150 139V140H149ZM186 139H187V141H186ZM190 139V140H191ZM246 139H245V143H246ZM257 139L259 140V142H258V145L256 146V144H257ZM9 140V141H8ZM21 140V141H20ZM66 140V141H67ZM135 140V141H134ZM143 140V141H142ZM147 140H148V143H147ZM197 140V139H196ZM211 140H214V141H211ZM219 142H218V141ZM45 141V142H44ZM79 141V140H78ZM99 141H100V143H99ZM139 142V143H137V142ZM198 141V140H197ZM29 142V143H28ZM42 142H44V143H42ZM98 142V143H97ZM145 142V143H144ZM189 142V143H188ZM225 142V143H226ZM261 142V143H260ZM15 143V144H14ZM17 143V144H16ZM21 143V144H20ZM96 143V144H95ZM104 143H106V144H104ZM141 143H144V144H141ZM199 143V142H198ZM224 143V142H223ZM6 144V145H5ZM28 144V145H27ZM32 144V145H31ZM52 144V143H51ZM110 144V145H109ZM147 144V145H146ZM250 144H252L251 145V147H250ZM21 145V146H20ZM100 145V146H99ZM146 145V146H145ZM185 145V146H184ZM25 146V147H24ZM26 146L27 147H29V148H27L26 149ZM48 146H49V148H48ZM134 146V147H133ZM183 146V147H182ZM186 146H187V148H186ZM200 146V145H199ZM198 146V148H200ZM204 146H206L208 149L207 150H205L206 148H204ZM249 146V147H248ZM22 147H24V149L23 150H21L22 149ZM148 147V148H147ZM185 147V148H184ZM83 148V149H82ZM84 148H85V150H84ZM128 148V147H127ZM180 148H182V149H180ZM185 150H184V149ZM204 148V149H203ZM213 148V149H214ZM248 148V149H247ZM42 149H44L43 151H42ZM141 149L143 150V151H141ZM178 149H179V151H178ZM189 149V150H188ZM196 149V148H195ZM201 149H200V151H201ZM211 149V148H210ZM209 149V150H210ZM40 150H41V152H40ZM47 150V151H46ZM76 150V151H75ZM117 150V151H116ZM119 150V151H118ZM172 150H174L173 152H171ZM197 150V149H196ZM195 150V151H196ZM212 150V149H211ZM217 150V149H216ZM216 150L214 149V152H216ZM60 151V152H59ZM78 151V152H77ZM178 151V152H177ZM187 153L188 151V153H189V155H187V156H185L186 155V153ZM193 151V150H192ZM191 151V152H192ZM198 151V150H197ZM241 153H240V152ZM3 152V153H2ZM40 152V153H39ZM53 152V153H52ZM69 152V153H68ZM87 153V155H86V153ZM119 152V153H118ZM123 152V153H122ZM132 152H130V154H132ZM170 154H169V153ZM177 152V153H176ZM179 152H181V154L183 155H180L179 154ZM214 152H212V153H214ZM24 153H25V155H24ZM114 153V154H113ZM127 153V152H126ZM193 153V152H192ZM197 153V152H196ZM204 155H203V154ZM240 153V154H239ZM15 154V155H14ZM69 154V155H68ZM129 154V153H128ZM136 154V155H135ZM12 155V156H11ZM127 155V156H126ZM135 155V156H134ZM167 155V156H166ZM170 155V156H169ZM173 155V156H172ZM175 155H179L178 156V158H177V156H175ZM200 155H202V156H200ZM218 155V154H217ZM217 155H216V157H217ZM232 155H231V157H232ZM7 156V157H6ZM117 156V157H116ZM126 156V157H125ZM182 156V157H181ZM191 156H194V157H192L191 158ZM211 156V157H210ZM214 156H215V154H214ZM27 157V158H26ZM30 157V158H29ZM104 157H106V159H105V162L106 163H104ZM118 157H120V158H118ZM122 157V158H121ZM125 157V158H124ZM171 157V160L169 159ZM174 157H176L175 158V160L177 159L178 161H175L174 160ZM202 157H204V158H202ZM216 157H214V159H216L217 161H219L218 159L219 158H216ZM218 157H220L219 155H218ZM233 157V158H234ZM110 160H109V159ZM113 158H114V160H113ZM120 159V160H118V159ZM184 158V159H183ZM185 158H186V161H187V163H188V165H189V167H188V169L190 168V172L187 174V172L188 171H186V170H188L185 166H186V161H185ZM190 158V159H189ZM205 158H206V160L208 161L207 163H206V160H205ZM247 158H249V160L247 159ZM3 159V160H2ZM5 159V160H4ZM14 159V160H13ZM116 159V160H115ZM135 159V160H134ZM169 159V160H168ZM189 159V160H188ZM197 159V160H196ZM203 159V160H202ZM214 159H213V161H211V162H214ZM232 159V158H231ZM230 159V160H231ZM73 160V161H72ZM101 160V161H100ZM174 160V161H173ZM180 160V161H179ZM183 160V161H182ZM193 160V161H192ZM196 160V161H195ZM210 160V161H209ZM215 160V162H217ZM5 161H7V162H5ZM31 161V162H30ZM69 161H71V163L69 162ZM77 161V162H76ZM103 161V162H102ZM109 161V162H108ZM119 161V162H118ZM188 161H192V163L194 162V164L192 165L191 163L189 164V162ZM197 161H199L200 163L201 162H204L205 161V163H201V164H203V165H201L200 163H198ZM226 161H229V159L228 160H226ZM233 163H232V165H230V166H232V168L231 167H228V166H226L227 168L226 169H233L234 171H236L237 169V171H239V169H241V171H243V166H242V168L240 167H237V166H240V165H238L239 164V162L240 161H238V163L235 161V158H234V160H231ZM36 162V163H35ZM63 162V164H61ZM67 162V163H66ZM73 162V163H72ZM75 162V163H74ZM115 162H117V164H115ZM135 163V165H133L134 163ZM178 162V163H177ZM183 162L185 163V164H183ZM230 162V161H229ZM229 162H226V164L228 163V164H231V162L229 163ZM249 162V163H248ZM263 162V163H262ZM4 163H7V165L6 164H4ZM18 163V164H17ZM103 163V164H102ZM120 163V164H119ZM122 163V164H121ZM173 163H175L174 165H173ZM181 163H182V165H181ZM234 163L235 164H237V166L236 165H234ZM262 163V164H261ZM10 164V165H9ZM16 164V165H15ZM31 164H33V165H31ZM36 164V165H35ZM61 164V165H60ZM67 164V165H66ZM71 164H74V165H72L71 166ZM108 164H110L109 166H108ZM195 164H197L198 165V167H197V165H195ZM200 164V165H199ZM211 165H212V163H210ZM215 164V163H214ZM218 164V163H217ZM217 164L215 165V166H217ZM246 164V165H247ZM18 165H20V166H18ZM39 165V166H38ZM77 165V166H76ZM117 165V166H116ZM125 165V166H124ZM133 165V166H132ZM176 165L179 167V169H178V167H176ZM219 165V164H218ZM253 165V166H252ZM257 165V166H256ZM259 165V166H258ZM13 166V167H12ZM18 166V167H17ZM23 166V167H22ZM42 166V167H41ZM68 168H67V167ZM74 166V167H73ZM108 166V167H107ZM199 166H200V170H199ZM204 168H203V167ZM208 166H209V164H208ZM215 166H212V167H215ZM237 167V169H236V167ZM249 166L247 167L248 169H250L249 168ZM255 166V167H254ZM8 167V168H7ZM12 169H11V168ZM20 167H21V169H20ZM37 167V168H36ZM117 167H118V169H117ZM135 168L136 170H133V169H131V168ZM192 167V168H191ZM193 167H197L196 168V170H194L195 168H193ZM206 167H207V165H206ZM212 167H211V170H210V167H209V171L211 172L212 171ZM220 167H224V169H223V171H221L222 169H220V171H218L217 170V173H222V172H224V170H226L225 169V166L224 165H221L220 164ZM233 167H235V168H233ZM19 169V171H18V169ZM27 168V169H26ZM38 168H40V169H38ZM74 168V169H73ZM77 168V169H76ZM127 169V171H126V169ZM218 169V167H215V168H213V171H214V169ZM246 168V169H247ZM251 168V169H252ZM7 169V170H6ZM35 169V170H34ZM57 169V170H56ZM63 169V170H62ZM65 169V170H64ZM68 169V170H67ZM117 169V170H116ZM119 169H122V172H123V174L125 173V175L126 176H128V179H129V176L131 177V179H134V178H136V176H137V179H138V181L136 180V179H134V181L136 180V182H139L140 183V181H142V179H143V181L141 182V184H143V182L145 183V184H143L144 186L145 185H148L149 184V182L151 183V182H155L156 184H158V188L160 189V192L162 193V194H164V195H162V196H166L165 198V201L164 202H166L167 200H168V202L169 203H167L166 202V204L168 205V207H170V208H172V207H175V208H172L171 209V215H170V212L169 211H167V210H165V212L167 213V212H169L166 216H169V219L170 220H168V223L166 222L165 224H164V226H165V228L167 229L166 231H169V232H166V233H168V237H166V238H164L161 234H160V231L158 230V227H157V224L155 223V222H153V221H155L156 220V217H159V216H157L159 213H161V212H157V215H155V213H154V211H155V208H154V210L151 208V206H157L158 207V205L159 204H154V203H151V205H150V203H149V201L145 198L146 196H147V194H146V196L144 197V193L148 190L147 188V190L145 189V191H144V193L142 194V193H139L137 196L136 195H130L131 197H132V199H131V197H130V199H129V197H127L128 199H129V204L127 203L128 202V200H125L126 199V197H124L125 195H123V193H121V194H119L120 193V190L121 191H123L122 189H121V187H118V186H120V185H118V183L120 184V180L118 181L116 178L118 177V175H120L121 174V172L119 173V174H117L118 172L117 171H120ZM125 169V170H124ZM32 170V171H31ZM40 170V171H39ZM59 170V171H58ZM61 170V171H60ZM73 170V171H72ZM99 172H98V171ZM124 170V171H123ZM129 170V171H128ZM177 170V171H176ZM184 170H185V172H184ZM194 170V171H193ZM232 170V172L231 173H233L234 171ZM253 170V169H252ZM253 170V171H254ZM10 171V172H9ZM16 171V172H15ZM29 171H30V173H29ZM37 171H39V173H40V175L41 176H43L42 174L44 173L45 174V176H47V175H51L52 177H53V179H54V185H55V183L57 182L58 184H59V187H58V184H56L55 185V187L53 186V183H52V185L50 186L49 184L47 185V187H48V190H49V186H50V190L52 189L53 190V188H56V186H57V190L58 191H60L58 194H59V197H61V199H63L62 201H64V200H66V202L64 203H62V209H64L65 211H66V215H68V216H65V214L64 213H62V214H64L62 217V221H61V223H60V225L62 226V228H61V226L59 227V229L57 228L58 226H49V227H47L45 224V222H43V221H45L46 220V216H47V214H46V210H45V207L43 206V200H42V194L41 193H43L41 190L39 191V189L36 191L34 188V190H33V192H32V190H29L31 187H29V185H30V183H28V182H25V180H24V185H25V187H26V189H25V191L27 190V192L28 193H25L24 194V196H26L27 194H30V192L35 196V197H33V195L32 196H30V195H28V196H26V198L27 197H29L30 196V199H33V203H34V201H35V203H36V205L34 206L33 205V208H32V210H31V212H30V209L27 211V210H25V208H24V206H23V204H21V203H23L24 201H26L25 200V198L23 199V196H21V194L19 195V194H16V193H18V190L15 188V186H17V183H18V180H17V178H16V175H15V173L17 174V177L18 176H28V174H29V176H34L36 173H37ZM53 171H55V172H53ZM68 171V172H67ZM136 171H138L137 173H136ZM197 171V172H196ZM6 172V173H5ZM33 172V173H32ZM63 172V173H62ZM65 172H67V173H65ZM79 172V173H78ZM83 172H85V173H83ZM97 172V174H95V173ZM136 174H135V173ZM177 172V173H176ZM196 172V173H195ZM204 172H205V170H204ZM203 172V173H204ZM215 172H216V170H215ZM214 172V173H215ZM0 173V174H1ZM50 173V174H49ZM110 173V174H109ZM132 173V174H131ZM134 173V174H133ZM174 173V174H173ZM181 175H180V174ZM198 173V176L196 175ZM2 174H1V176H2ZM31 174V175H30ZM34 174V175H33ZM54 174V175H53ZM56 174V175H55ZM71 174V175H70ZM93 174V175H92ZM117 174V175H116ZM121 175V177H124L125 175ZM190 174V175H189ZM210 174V173H209ZM13 175V176H12ZM36 175H39L38 173L36 174ZM39 175V176H40ZM78 176V178H76V179H73V180H71L70 181V183L69 182H66V180H64V179H62L61 177H59V176ZM85 175V176H84ZM87 175V176H86ZM178 175H180L179 176V178H178ZM201 175V176H200ZM81 176V177H80ZM91 176H97V177H100L101 178V180L99 181V182H102V184L100 183H98V181H97V189H99V191L98 190H96V188L94 189V187L93 186H91L92 184H91V182H88L86 179H85V177H87V178H89V177H91ZM111 176V177H110ZM114 176H116V177H114ZM151 176V177H150ZM158 176V177H157ZM160 176V177H159ZM208 176H210V175H208ZM211 176H212V172H211ZM227 176L229 177V174H227ZM6 177V178H5ZM10 177H12V178H10ZM51 177V178H52ZM79 177H80V179H79ZM84 177V178H83ZM114 177V178H113ZM140 177V178H139ZM191 177V178H190ZM199 179H198V178ZM213 177V176H212ZM231 177V176H230ZM233 178L234 177H237V176H232ZM230 178V179H232V180H236L237 181V179L235 178V179H233V178ZM243 177V176H242ZM245 177V176H244ZM244 177L242 178L244 181H246L245 179H248L247 178V176H246V178L244 179ZM248 177H251V176H248ZM264 178V176H259V177H256L255 179H256V182H258L259 183V186L261 187V195H263V193H264V179H262V178ZM59 178V179H58ZM60 178L62 179V180H64L66 183H68V185L69 186H71L73 189H75V191H76V194H70V192L69 191H67V192H69V194H67L66 193V188L64 187V184H63V182L64 181H62V180H60ZM93 178V177H92ZM108 178H109V180H108ZM125 178H127V177H125ZM152 178V179H151ZM155 178H157V179H155ZM159 178V179H158ZM177 178V179H176ZM53 179H51L52 181H53ZM56 179H58V180H56ZM119 179V178H118ZM149 179V180H148ZM152 181H151V180ZM183 179V180H182ZM194 179H196V180H194ZM204 181V183H203V181ZM212 179V178H211ZM229 178H226V181L227 180H230ZM240 179V178H239ZM249 179H251V178H249ZM253 179V178H252ZM14 180V181H13ZM83 180V181H82ZM158 182H157V181ZM174 180V181H173ZM175 180H177L176 182H175ZM180 180V181H179ZM198 180H200V182L198 181ZM208 180H209V177H208ZM213 180V179H212ZM211 180V181H212ZM254 180V179H253ZM252 180V181H253ZM82 181V182H81ZM87 181V182H86ZM104 181H107V183H110V187H113V185H114V187H115V189H113L114 191H111L110 192V189L112 190V188H110L109 189V191H107V188L106 187H104L105 189H106V191L108 192H106L105 190H104V188L102 187L103 186V184H104ZM115 183H113V182ZM116 181V182H115ZM128 181V180H127ZM132 181V180H131ZM178 181H179V183H178ZM195 181V182H194ZM231 181V180H230ZM234 181H231V184H232V182H234ZM235 181V182H236ZM64 182V183H65ZM73 182V183H72ZM118 182V183H117ZM172 182V183H171ZM215 182V181H214ZM234 182V183H235ZM238 182V181H237ZM242 183V181L240 180L239 181V183H236L237 185L239 184L240 186L242 185L241 183ZM247 182H249V180H247ZM246 182V183H247ZM250 182H251V180H250ZM255 182V180L253 181V184H255L254 183ZM91 185H90V184ZM127 183H129L128 184V188L129 187H131L133 184H132V182H130V180L127 182ZM162 183V184H161ZM187 183V184H186ZM228 183V182H227ZM226 183V184H227ZM245 183V184H246ZM72 184V185H71ZM82 184V185H81ZM100 185V187H99V185ZM106 184V183H105ZM132 184V185H131ZM178 186H177V185ZM195 184V185H194ZM201 184V185H200ZM209 184V185H210ZM222 186L221 188H220V185ZM244 184V183H243ZM247 184H250V183H247ZM251 184H252V182H251ZM252 184V185H253ZM257 184V183H256ZM10 185V186H11ZM27 185H28V187H27ZM62 187H61V186ZM75 185V186H74ZM161 185V186H160ZM198 185V186H197ZM217 185V186H216ZM230 184H228V186H229ZM238 185V186H239ZM81 186V187H80ZM90 186V187H89ZM105 186H107V184L105 185ZM202 186L204 187V188H202ZM216 186V187H215ZM227 186V185H226ZM108 188H109V185L107 186ZM113 187V188H114ZM116 187H118L119 188V191H118V188H116ZM133 188H134V186H132ZM145 187H147V186H145ZM156 187H157V185H156ZM179 187V188H178ZM196 187V188H195ZM59 188V189H58ZM87 188V189H86ZM133 188H131V190H133ZM142 188V189H143ZM162 188V189H161ZM223 188H225V185H224V187ZM68 189V188H67ZM80 189V190H79ZM85 189V190H84ZM199 189V190H198ZM204 189V190H203ZM207 189H209L210 190V194L208 193L209 191L207 190ZM56 190V189H55ZM85 192H84V191ZM102 190H104V194H108V195H110V193H111V195H113V196H116L117 195V197H115V198H118L117 199V201L115 200V202L116 203H118L119 205V207L118 206H114V208L113 207H109V206H112V204H116V203H114V198H113V196L110 198V196H108L107 194H106V196L104 195V194H102L103 193V191ZM116 190L119 192H116ZM169 190V191H168ZM188 190V191H187ZM189 190H193V192H189ZM216 190V191H215ZM7 191V193H5ZM15 191V192H14ZM17 191V192H16ZM35 191V192H34ZM58 191H56L55 193L57 194V192ZM84 192L85 193V195L86 196H84V195H82V192ZM87 191V192H86ZM143 191V190H142ZM166 191H168V192H166ZM172 191H173V193H172ZM206 191V193H204ZM231 191V190H230ZM37 192V193H36ZM41 192V193H40ZM102 192V193H101ZM106 192V193H105ZM110 192V193H109ZM115 194H113V193ZM124 192V191H123ZM131 192H133V191H131ZM164 192V193H163ZM174 192H175V194H174ZM202 192H203V194H202ZM15 193V194H14ZM64 193H66V194H64ZM83 193V194H84ZM97 193H98V195H97ZM118 193V194H117ZM135 192H133V193H131V194H134ZM137 193V192H136ZM169 193H171V194H169ZM191 193H193V195H189V194ZM207 193L209 194V195H207ZM226 193V194H225ZM9 194V195H8ZM11 194V195H10ZM142 196H141V195ZM166 194V195H165ZM173 194L175 195V196H173ZM218 194V195H217ZM258 194V193H257ZM12 195H15V196H13L12 197ZM17 195H19V196H21V197H16ZM62 195H64V197L62 196ZM68 197H67V196ZM139 195L141 196V197H139ZM197 197H196V196ZM213 195H215L214 196V198H213ZM221 195H222V197H221ZM232 195V197H230ZM259 195V194H258ZM6 196V197H5ZM11 196V197H10ZM37 196V197H36ZM84 196V197H83ZM89 196V197H88ZM102 196V197H101ZM103 196H104V198H103ZM119 196V197H118ZM125 198V199H123V197ZM134 196V197H133ZM169 196H171V197H169ZM209 196V197H208ZM264 196V195H263ZM32 197V198H31ZM39 197V198H38ZM83 197V198H82ZM99 197V198H98ZM109 197V198H108ZM145 198V199H143V198ZM164 197H163V199H164ZM173 197V198H172ZM177 197V198H176ZM206 197V198H205ZM212 197V198H211ZM220 200H216L217 198ZM225 197V198H224ZM5 198V199H4ZM11 200H10V199ZM70 198V199H69ZM91 198V199H90ZM123 199V201H122V199ZM143 200H142V199ZM171 198H172V200H171ZM196 198V199H195ZM231 198H233V199H231ZM4 199V200H3ZM10 201H9V200ZM16 199H21L22 200V202H21V200H16ZM41 199V200H40ZM88 199V200H87ZM112 199H113V202H112ZM162 199V200H163ZM264 199V198H263ZM84 200H85V203H84ZM101 200V201H100ZM118 200L120 201V202H118ZM138 200V201H137ZM150 200V199H149ZM175 200V201H174ZM213 200H215V203H214V201ZM15 201V202H14ZM40 201V202H39ZM67 201H69V202H67ZM82 201V202H81ZM89 203H88V202ZM93 201V202H92ZM98 201V202H97ZM100 201V202H99ZM111 201V202H110ZM125 201V202H124ZM127 201V202H126ZM132 201V202H131ZM143 201V202H142ZM145 201V202H144ZM179 201V202H178ZM210 201V202H209ZM218 203H217V202ZM225 201V202H224ZM227 201V202H226ZM21 204V205H19V203ZM134 202V203H133ZM173 202V203H172ZM177 204H176V203ZM4 203V204H3ZM6 203V204H5ZM34 203V204H35ZM124 203H125V205H124ZM206 205H205V204ZM229 203V204H228ZM9 204H12V205H9ZM38 204V205H37ZM40 204V205H39ZM66 204V205H65ZM84 204H85V207H84ZM108 204H110V205H108ZM132 204H133V206H132ZM165 204V205H166ZM218 204V205H217ZM223 204V205H222ZM94 206V209H93V206ZM103 205V206H102ZM117 205V204H116ZM127 205V206H126ZM164 205V207L165 208H167L166 206ZM170 205V206H169ZM173 205V206H172ZM191 205V206H190ZM201 205H203V207L201 206ZM229 205V206H228ZM7 206V207H6ZM14 206H15V209H14ZM18 206V207H17ZM22 206V207H21ZM38 206V207H37ZM102 206V207H101ZM121 206L123 207L124 206V208H121ZM130 206V207H129ZM133 208H132V207ZM154 206V207H155ZM163 206V205H162ZM201 206V207H200ZM219 207V211L217 210L218 208L217 207ZM2 207H3V209H2ZM5 207V208H4ZM11 207H12V209H11ZM37 209H36V208ZM99 207V208H98ZM118 207V208H117ZM125 207H127V208H125ZM182 207V208H181ZM189 207V208H188ZM196 207V208H195ZM200 207V208H199ZM207 208V211H205L206 210V208ZM222 207V208H221ZM9 210V213H8V210ZM10 208V209H9ZM21 208V209H20ZM22 208H24V209H22ZM34 208L36 209L35 211H34ZM102 208V209H101ZM117 208V209H116ZM121 208V209H120ZM129 208L131 209V210H129ZM134 208H135V211H137V212H135L134 211ZM181 208V209H180ZM191 208V209H190ZM198 208V209H197ZM6 209V210H5ZM18 209V210H17ZM59 209V208H58ZM90 209V210H89ZM92 209V210H91ZM101 209V210H100ZM109 211H108V210ZM111 209V210H110ZM123 209V210H122ZM203 209V210H202ZM231 209V208H230ZM12 210H14V211H18L19 213H17V211H16V213H14V214H12L11 215V213H12ZM21 212H20V211ZM24 210V211H23ZM40 210V211H39ZM56 210H57V208H56ZM95 210V211H94ZM97 210V211H96ZM99 210L101 211L100 213H99ZM103 210V211H102ZM112 210H115V212L114 213H112ZM121 210V211H120ZM133 210V211H132ZM141 210V211H140ZM158 210H161V209H158ZM168 210H169V208H168ZM179 210V211H178ZM223 210H224V212H223ZM252 210V209H251ZM5 211H7L6 213H5ZM36 211H38L37 213H36ZM58 212H60V210H57ZM89 211V212H88ZM93 211V212H92ZM123 211V212H122ZM139 211V212H138ZM152 211V212H151ZM173 211V212H172ZM195 211H196V213H195ZM28 212V213H27ZM33 212V213H32ZM68 212V213H67ZM107 212V213H106ZM118 212L120 213V214H118ZM130 212V213H129ZM133 212V213H132ZM156 212V211H155ZM174 212H176V213H174ZM193 212V213H192ZM207 212V213H206ZM232 212V213H231ZM21 213H22V215H21ZM41 213V214H40ZM92 213V214H91ZM105 213V214H104ZM122 213V214H121ZM125 213V214H124ZM174 213V214H173ZM188 213V214H187ZM217 213V214H216ZM219 213V214H218ZM220 213H223V214H221L220 215ZM256 213V214H255ZM9 214V216H7ZM20 214V216H18V215ZM25 214H28V215H25ZM31 214H32V216H31ZM38 216H37V215ZM99 214V215H98ZM103 214V215H102ZM117 214V215H116ZM135 214V215H134ZM161 214H163V213H161ZM160 214V215H161ZM232 214V215H231ZM16 216V218H17V216L20 218L21 216V218L19 219H16L15 218V216ZM93 215V216H92ZM106 215V216H105ZM119 215V216H118ZM243 215V214H242ZM6 216V217H5ZM12 216V217H11ZM24 216H26V217H24ZM36 216V217H35ZM69 216H70V218H69ZM116 216V217H115ZM127 216V217H126ZM140 216V217H139ZM172 216V217H171ZM180 216V217H179ZM220 216V217H219ZM229 216V217H230ZM256 216V217H255ZM10 217V218H9ZM43 219V221H42V219ZM66 217V218H65ZM68 217V218H67ZM92 217V218H91ZM94 217V218H93ZM102 217V218H101ZM118 217V218H117ZM139 217V218H138ZM176 219H175V218ZM181 217H183V218H181ZM188 217H190L191 218V220L192 221H194V223L192 222V223H190L189 222V224H187V220H189L190 218H188ZM193 217V218H192ZM217 217H219V218H217ZM7 218V219H6ZM13 218H14V220H13ZM24 218H26V219H24ZM36 218V219H35ZM38 218V219H37ZM66 219V220H63V219ZM91 218V219H90ZM96 218V219H95ZM105 218H106V220H105ZM111 218V221L109 220ZM122 218V219H121ZM125 218H127V219H125ZM144 218V219H143ZM149 218H151V221H150V219ZM153 218V219H152ZM155 218V219H154ZM173 218V219H172ZM179 218H181V219H179ZM185 218H188L187 220L185 219ZM245 218V219H244ZM257 218H259L260 219V221H258L257 222V220H259V219H257ZM71 221H70V220ZM115 219H117V220H115ZM119 219V220H118ZM134 219H135V221H134ZM141 219V220H140ZM175 219V220H174ZM178 219H179V221H181V222H179V223H176L177 221H178ZM183 219V220H182ZM222 221H221V220ZM233 219V220H232ZM256 219V222H254L253 223V220H255ZM261 219H262V221H261ZM4 220V221H3ZM21 220H22V222H21ZM32 220V221H31ZM37 220H39V221H37ZM41 220V221H40ZM68 220V221H67ZM132 220V221H131ZM153 220V221H152ZM174 220V221H173ZM219 220V221H218ZM249 220V221H248ZM9 221V222H8ZM34 221V222H33ZM37 221V222H36ZM67 222V224H68V226H67V224H65V222ZM70 221V222H69ZM109 221V222H108ZM124 221V222H123ZM138 221H140V222H138ZM184 221V222H183ZM223 221H224V223H223ZM245 221V222H244ZM3 222V223H2ZM15 222V223H14ZM16 222H17V224L18 225H20L21 226V228H20V226H18L17 224H16ZM19 222V223H18ZM39 222V223H38ZM43 222V224H40V223H42ZM71 224V225H74V226H77V228H76V231L74 232V231H72L73 229H70L71 231H72V235H68V234H71V231H69V228H71L70 226L71 225H69V223ZM97 222V223H96ZM133 222V223H132ZM138 222V223H137ZM196 222V223H195ZM200 222V223H199ZM221 222V223H220ZM7 223V224H6ZM21 223V224H20ZM26 223V224H25ZM36 223V224H35ZM90 223V224H89ZM106 223H104V224H106ZM130 223V224H129ZM137 223V224H136ZM154 223H155V225H154ZM180 223H182V226L181 225H179ZM242 223V224H241ZM14 224H16V225H14ZM22 224H24L27 228H28V226L29 227H31V225H32V227H34V229H36L35 231L37 232V234L35 235V236H31L30 234H31V230L32 229H28L27 230V228L24 226V225H22ZM29 224H31V225H29ZM41 225V228H40V225ZM63 224H64V226H63ZM100 224V223H99ZM112 224V223H111ZM150 224V225H149ZM191 224V225H190ZM197 224V225H196ZM202 224V225H201ZM226 224V225H225ZM248 224V225H247ZM28 225V226H27ZM38 225V226H37ZM96 225V226H95ZM107 225V224H106ZM123 225H125L126 226V228H124L123 227ZM136 225V226H135ZM178 225V226H177ZM193 225H194V227H195V230H194V227H193ZM244 225H246V226H244ZM43 226V227H42ZM132 226V227H131ZM135 226V227H134ZM150 226H151V230H150ZM152 226H153V228H152ZM180 226V227H179ZM225 226V227H224ZM249 226V227H248ZM12 227V228H11ZM63 227H64V229H63ZM86 227V228H85ZM138 227V226H137ZM148 227V228H147ZM156 227V228H155ZM191 227V228H190ZM193 227V228H192ZM197 227V228H196ZM5 228V229H4ZM15 228H17V229H15ZM61 228V229H60ZM67 228V229H66ZM95 228V229H94ZM141 228V229H142ZM146 228V229H145ZM203 228V229H202ZM225 228V229H224ZM228 228V229H227ZM4 229V230H3ZM9 229V230H8ZM14 229V230H13ZM19 229H21V231L19 232ZM44 229V230H43ZM63 229V230H62ZM77 229H78V231H77ZM180 229V230H179ZM189 229V230H188ZM191 229V230H190ZM199 231H198V230ZM200 229H201V231H200ZM248 229V230H247ZM260 229V230H259ZM4 232H3V231ZM13 230V231H12ZM39 230H42V231H39ZM58 230V231H57ZM59 230H60V232L62 231V233H63V231H64V233L62 234V233H60L59 232ZM82 232H81V231ZM187 230V231H186ZM224 230V231H223ZM254 230V231H253ZM259 230V231H258ZM8 231H10V233L8 232ZM14 231H16L19 235H18V237H20V238H18L17 237V235L16 234H14V233H12V232H14ZM101 231V230H100ZM194 231H195V233H194ZM204 231V232H203ZM247 231H249V232H247ZM30 232V233H29ZM78 232V233H77ZM85 232V233H84ZM152 232V233H151ZM182 232V233H181ZM196 232H197V234H196ZM225 232H226V234H225ZM254 232V233H253ZM260 232V233H259ZM2 233H3V236H2ZM20 233L22 234L21 236H20ZM42 233V235H40ZM170 233V234H169ZM187 233V234H186ZM190 233V234H189ZM205 233V234H204ZM213 233V234H212ZM253 235H252V234ZM7 234V235H6ZM29 234V235H28ZM39 234V235H38ZM65 234H66V236H65ZM75 234H76V236L77 235H79L78 236V238L77 237H75ZM148 234V235H147ZM208 234L210 235V234H212L211 236H209V238L210 237H213V235H214V239H216V243L215 244H213V248H211V250L208 248V246L210 245H212V242H211V244H210V241L211 240H208L209 238H207L206 239V237L208 236ZM220 234H222V235H220ZM256 234V235H255ZM260 234V235H259ZM13 235V236H12ZM26 235V236H25ZM52 235V236H51ZM87 235V236H86ZM160 235V236H159ZM169 235H171V238H170V236ZM190 235H192L193 237H195V236H199V237H195V238H192L191 239V237H189ZM202 235V236H201ZM204 235L206 236L205 238H204ZM246 235V236H245ZM24 236V237H23ZM55 236V237H54ZM63 236V237H62ZM185 239V237H186V239L187 240H185V241H181V239L180 238H182V237ZM185 236V237H184ZM227 236V237H226ZM245 236V237H244ZM260 236V237H259ZM11 237V238H10ZM32 237V238H31ZM53 237V238H52ZM65 237V238H64ZM72 237L74 238V239H72ZM83 237V238H82ZM104 237H105V234H104ZM120 237V236H119ZM119 237H118V239H119ZM144 237V236H143ZM152 239V242H151V239ZM219 237H220V240H219ZM249 237V238H248ZM257 237H258V240H260V241H258L257 240ZM262 237V239H260ZM26 238V239H25ZM29 238H31L30 240H29ZM52 238V239H51ZM85 238V239H84ZM93 238V239H92ZM168 238V239H167ZM171 240H170V239ZM182 238V239H183ZM202 238V239H201ZM8 239V240H7ZM39 239V240H38ZM71 239V240H70ZM76 239V241H77V239H78V241H79V239L81 240V241H79V243H78V241L76 242V241H74ZM115 240L117 239V238H114ZM117 239V240H118ZM148 239V240H147ZM164 239H165V241H164ZM167 239V240H166ZM191 239V240H190ZM196 240V242L197 243H194V241H192V240ZM204 239V240H203ZM211 239V238H210ZM225 240V241H223V240ZM230 239V240H229ZM248 239V240H247ZM3 240H4V242H3ZM11 240H13L12 242H11ZM19 240H21V241H19ZM37 240H38V242H37ZM54 240H57V241H54ZM60 240V241H59ZM73 240V241H72ZM90 240V242H88ZM103 240H104V242H103ZM120 240V239H119ZM171 241V243H169L170 241ZM182 242H180V241ZM191 241L190 242V244H192V242H193V247L191 248L190 247V245H189V241ZM206 240L207 241H209V243L207 242V244L205 243L206 242ZM232 240V241H231ZM245 240V241H244ZM39 241H41L40 243H39ZM83 241V242H82ZM84 241H85V243H84ZM99 241V242H98ZM101 241V242H100ZM150 241V242H149ZM166 241H168V242H166ZM198 241L201 243H199V245H200V248H201V245H203V249L201 248V249H199V251H200V255L198 254L199 252H195V253H190V252H187V251H190L191 249H193L194 248V244H197L198 245ZM244 241V242H243ZM259 243H258V242ZM20 242H22V243H20ZM60 243V245H59V243ZM75 242H76V244H75ZM92 242V243H91ZM107 242V243H106ZM109 242V243H108ZM186 242H188V245H187V243ZM219 242H221V243H219ZM7 243V244H6ZM9 243V244H8ZM15 243H17V244H15ZM23 243V244H24ZM57 243V244H56ZM67 243V244H66ZM75 244L74 246L75 247H77L76 249H75V247L73 248V247H71V246H73L72 244ZM90 243V244H89ZM98 243H100L101 245L98 247ZM102 243H104V246H102ZM204 243L207 245H204ZM218 243V244H217ZM224 243V244H223ZM228 243V244H227ZM261 243V244H260ZM262 243H263V246H261L262 245ZM4 244V245H3ZM37 244V245H38ZM65 246H64V245ZM79 244V245H78ZM83 244H84V246H83ZM89 244V245H88ZM93 246H92V245ZM216 244H217V246H216ZM223 244V245H222ZM226 244V245H225ZM229 244H231V245H229ZM3 245V246H2ZM13 245V246H12ZM47 245L48 246H50V248H48L47 247ZM55 245H56V247H55ZM70 245V246H69ZM86 245V246H85ZM136 245V246H135ZM183 245V246H182ZM214 245L217 247V249H216V247H214ZM219 245V246H218ZM4 246H6V247H4ZM43 246V247H42ZM83 246V247H82ZM159 246V247H158ZM186 246V247H185ZM224 246V247H223ZM233 246H234V248H233ZM259 246V247H258ZM52 247V248H51ZM63 247V248H62ZM71 247V248H70ZM105 247V248H104ZM116 247V248H115ZM183 247V248H182ZM223 249H222V248ZM260 247H262V248H260ZM9 250H8V249ZM14 248V249H13ZM53 248H55V249H53ZM59 248V249H58ZM63 250H62V249ZM73 248V249H72ZM87 248V249H86ZM89 248V249H88ZM101 248V249H100ZM131 248V249H130ZM133 248V249H132ZM157 248H158V251H157ZM159 248H161V250H162V253L161 252H159V251H161ZM184 248H185V250H184ZM189 250H188V249ZM207 248H208V250H207ZM219 248V249H218ZM227 248L229 249V250H227ZM230 248H232V249H230ZM260 248V249H259ZM2 249V250H1ZM5 249V250H4ZM49 249V250H48ZM56 249H57V251H56ZM85 249V250H84ZM94 249V250H93ZM96 249V250H95ZM117 249V250H116ZM215 251V252H213V254H212V251L213 250ZM243 249V250H242ZM249 249V250H248ZM48 250V251H47ZM53 250H54V252H53ZM60 250H62V251H60ZM75 250V251H74ZM77 250V251H76ZM85 252H84V251ZM87 250H88V252L89 253H91L92 254V256H91V254H90V256H91V258H90V256L88 255L89 253H87L86 254V252H87ZM90 250V251H89ZM206 250H207V252H206ZM234 250V251H233ZM261 250H262V252H261ZM5 251V252H4ZM81 251V252H80ZM98 251V252H97ZM120 251V252H119ZM133 251V252H132ZM185 251V252H184ZM220 251V252H219ZM228 253H227V252ZM232 251V252H231ZM242 251V252H241ZM58 252H60L59 254H58ZM62 252V253H61ZM77 252V253H76ZM132 252V253H131ZM193 252H194V250H193ZM206 252V253H205ZM223 252V253H222ZM241 252V253H240ZM50 253V254H49ZM55 254V256H57V257H55L54 256V254ZM57 253V254H56ZM67 253V254H66ZM75 253L77 254V255H75ZM81 253V254H80ZM99 253V254H98ZM102 253H103V255H102ZM105 253V254H104ZM136 253V254H135ZM158 253V254H157ZM186 253V254H185ZM189 253V254H188ZM209 253H211V255L209 254ZM232 253V254H231ZM239 253V254H238ZM162 254V255H161ZM192 254V255H191ZM196 254V255H195ZM203 254V255H202ZM251 254V255H250ZM46 255L48 256V257H46ZM61 255H63V256H61ZM84 256V259H85V261H84V259L82 258L83 256ZM97 255V256H96ZM99 255V256H98ZM116 255V256H115ZM121 255V256H120ZM123 255V256H122ZM164 255V256H163ZM194 255V256H193ZM207 255V256H206ZM212 255H214V256H212ZM233 255H235L234 257H233ZM76 256V257H75ZM80 256V257H79ZM110 256V257H109ZM112 256V257H111ZM118 257V258H115V257ZM186 258H185V257ZM196 256V257H195ZM202 256H204L203 258H202ZM210 256H212V257H210ZM219 258H218V257ZM224 256V257H223ZM244 256H245V258H244ZM13 257V258H12ZM51 257V258H50ZM87 257H89V258H87ZM108 257H109V259H108ZM135 257V258H134ZM188 257V258H187ZM208 257V259H205V258H207ZM55 258H57V259H59V260H55ZM66 258V259H65ZM76 260H75V259ZM81 258L83 259V260H81ZM97 258V259H96ZM101 258V259H100ZM122 258V259H121ZM231 258V259H230ZM238 258V259H237ZM239 258H240V260H239ZM241 258H242V260H241ZM1 259H2V261H1ZM62 259V260H61ZM98 259H100V260H98ZM125 259V260H124ZM135 259V260H134ZM183 259V260H182ZM227 259V260H226ZM233 259V260H232ZM246 259V260H245ZM16 260V262L17 261H19V262H14ZM89 260V261H88ZM110 260V261H109ZM114 261V262H111V261ZM182 260V261H181ZM73 261V262H72ZM84 261V262H83ZM101 261H100V263H101ZM109 263H108V262ZM120 261H122V262H120ZM133 261H135L134 263H133ZM204 261V262H203ZM209 261V262H208ZM213 261H212V263H213ZM226 261V262H225ZM240 261V262H239ZM246 261V262H245ZM111 262V263H110ZM131 262V263H130ZM199 262H201V263H199ZM207 262V263H206ZM236 262V263H235ZM251 262V263H250ZM25 263L27 264V262L25 261ZM25 263H23V264H25ZM44 263H45V261H44ZM99 263V264H100ZM28 264H31V263H28ZM58 264V263H57ZM61 264V263H60ZM140 264H141V262H140Z\"/></svg>",
    "mask_w": 264,
    "mask_h": 264
},
{
    "label": "bare ground",
    "instance_id": "bare-ground-1",
    "mask_svg": "<svg viewBox=\"0 0 264 264\" xmlns=\"http://www.w3.org/2000/svg\"><path fill=\"white\" fill-rule=\"evenodd\" d=\"M42 1L44 2L45 0H0V27H4V31H7L6 33L4 32V31H2V28H0V30L3 32V33H5V34H7V33H9V36L7 37L8 39H5L6 37H3V38H0V131H6V133H8L7 132V130L8 129H10L11 131L12 130H18L20 127H18V125L17 124H15V121H11L10 120V118H12L13 120H15L18 116L17 115H21V116H23L22 117V119L23 118H25V121H26V123L25 124H28L31 128L32 127H36L38 124H40V123H42V122H45L46 121V119H49L50 118V116H54V117H56L57 118V120L60 122V121H62L64 124H66L68 121L67 120H65V117H69V116H67V115H71V113L70 112H68V111H70V110H68V103H67V98H65L66 97V94H64V91H63V89H61V87L63 86L62 85V83H63V81L65 82L66 81V79H68L71 75L70 74H68L67 72H68V69H69V72L71 73V71H78V70H80L79 68H81V64L82 63H80V66H79V68H77V64H79L78 63V61H80V60H76V58H78V55L77 54H79V51H78V53L74 50V48H77L78 47V45H76V44H72L74 41L75 42H77L76 40H74V41H71V40H73L74 39V37H73V35L72 34H74L75 32H73V30H75V29H72V34L70 35V26L69 25H71V24H68V22L67 21H69V20H67V18H69V15H68V13H67V11H68V9H71V6H70V8L68 7L67 9H61V8H66L64 5L62 6V7H59V11H58V14H54L53 16H52V18H50L49 16H51L50 14H48V9H47V7L46 6H39V4H41L42 3ZM50 1H56V0H50ZM80 1V3L82 4H80L82 7H83V11L82 12H86L85 11V8L87 9V7H88V9L87 10H89V5H95V3L97 4V2L96 1H99V0H79ZM107 1V0H106ZM112 2V5L114 4V8L116 9H114L115 11H117L116 12V14L114 13V11H113V13L111 14V13H109V14H111L110 16H113V18H112V21H111V19H110V22H112L113 24H115L116 26L118 25L119 26V30H122V32L121 31H119L118 30V32L119 33H113L112 34V32H110L111 34H109V32H107L106 31V33L104 34V35H106V38H104V36L102 37V39H98V40H101L100 42V44L103 46V48L102 49H105V51L107 50L108 52H110L112 55H113V53H114V55L113 56H116V57H118L117 56V54H119L120 52L121 53H123V56L124 55H126V56H124V57H127V55L130 53V50H132V47H130L129 48V46L130 45H132V42H131V40L133 39V37L135 38L136 36L134 35V34H137L138 33V31L137 32H135L136 31V29L138 28L137 26V24H139V23H141V22H139V21H141V19L140 18H138L139 20L138 21H136V19L137 18H135L136 16H135V14H137L136 12L137 11H139L138 9L140 8V7H143L142 5H143V3H144V0H109V2ZM152 1V0H151ZM154 1H156V0H154ZM153 1V2H154ZM162 1H164V0H162ZM165 1H167V0H165ZM191 0H172V5H171V7L169 8V15L172 13L173 14V12L175 13V11L174 10H176L177 12L179 11L178 10V8H179V6H183V7H185L184 6V4H186V3H188V2H190ZM214 1V0H213ZM217 1V0H216ZM220 1H222V0H220ZM226 1V0H225ZM227 1H229L228 3H229V5L228 4H226L227 6H225V5H223V3H224V0H223V2H222V5H223V7H221V8H223L221 11L219 10L218 11V14L217 13H214V14H217L216 15V17H214V20L212 21V23H211V21L209 20V23H210V26L209 25H207L208 24V22H207V26L208 27H205V28H203V29H200V28H202V27H200L199 28V30H198V28H196V30H198L197 32H194V31H192L191 32V28H188V30H190V32L192 33V34H188L187 35V33H189V32H187L186 31V28H187V24H183V23H181L182 25L179 27V29L181 28V38H180V48L181 49H183V52L181 51H179V53H176L175 54V59L177 60V62H178V60L179 61H181L183 58H185V57H187V56H192L193 57V54H194V51L193 50H195V52H196V50L198 49V48H202L201 50H202V52L204 53V54H202V63H201V65H199V67L200 68H197V69H199V72H206L205 70L207 69V72H208V74H209V76H211L212 78H211V80L213 79V77H214V79H218V78H220L219 80H220V82H222V83H220V86L218 87V89L219 90H225L226 91V93L227 92H229L230 93V90L232 89H230V87H232L234 84L236 85V86H239V87H237V88H240V90H244L245 92H246V90H247V92H246V94H247V96H246V101L245 102H243V106H242V102L241 103H237L236 101H234V100H236V98L235 99H231V98H225L226 97V95L227 94H225L224 96H223V94L225 93H222V95H221V93H219V91L216 89L217 87H216V84H218L219 83V81L218 80H216V81H214V83H216L215 84V86L213 87V85H210L211 83H209V84H206L207 85V87L209 88V87H213L214 89H216L215 90V93H217V91H218V96H216L215 95V93L213 92V91H211V89H210V91L211 92H213L214 93V97H216V99H214V97L212 98V97H210V100H211V98L212 99H214V100H216V101H214V100H211L210 102H208L209 104H214V107L213 106H211V105H209L208 103V105L206 106V103H204L205 105V108H207V107H209V108H207L209 111H211V112H209L210 113V116L208 115V117H207V113H208V111H207V113H206V109H205V112H204V114L206 113V115H205V117H203V118H206L205 119V122H201V123H205V125H206V123H207V127L209 128H206L205 127V125L203 124V128H205V129H203V130H205L206 131V133H207V135L209 134V132L211 131L210 129H212V131H214L215 130V127H212V126H216V129L218 128V130H216L217 131V133L219 134V132H220V136H222L221 134L223 133L224 134V136L223 137H225L226 138V134H225V131H226V128L224 127L223 128V126L224 125H227L228 126V124H223V126L221 125V124H219L220 122H216L215 124H214V122L212 121V114L211 113H214V112H216V111H218V112H216V113H218L219 115H221V116H228V113L230 114V115H232V113H234V112H231L232 110H229L228 111V109H230V106H228V105H230L231 103L233 104L234 102V104L235 105H239L240 104V106H239V108L240 109H238L237 108V111H236V109L234 110V111H236V112H238V111H240L241 112V110H242V112L241 113H236L237 115H238V117H237V115H235V113L233 114L234 116L233 117H235L236 118V120H235V118H234V121L236 122H238V125H239V123H240V121L241 122H245V123H248L249 125H250V128H249V130H248V128L247 129H243V130H245L246 132L248 131V133H249V131H250V135H252V133H253V135L252 136H250L251 137V139H249V140H247L246 138V136H245V134H247V133H245V131H243L242 129H238L241 133L239 134V131H238V133H237V135L239 134V136L238 137H240L241 138V141H239V142H242V139H244V142H243V144H246V145H244L245 147L249 144H247V142H250V140L252 141H254V143H255V141L256 140H254L255 139V137H254V139L252 138L255 134H257V129H254L253 127H257V123L256 122H258V125L260 124V122H263V121H261V120H263L264 119V82L263 83H260V82H262L263 80H264V17H262V15L261 16H258V17H256L257 15H255L254 16V14H253V16L251 15V13H253V12H251V13H249L250 11H248V9H247V11H248V14L246 13V15H244L245 13H244V11H245V4H244V2L245 1H243V0H239L240 2H238V0L236 1H234L233 3H236V4H233V3H230L231 1L230 0H227ZM226 1V2H227ZM254 1V0H253ZM259 1V0H258ZM69 2H71V1H69ZM75 2V1H74ZM101 2V1H100ZM111 2L109 3V4H111ZM146 2V1H145ZM148 2V1H147ZM168 2H170L169 0H168ZM218 2H219V0H218ZM225 2V3H226ZM246 2H248V1H246ZM250 2V1H249ZM37 3H38V6H36L37 5ZM141 4V6H140V4ZM201 3V2H200ZM204 3V2H203ZM237 3H238V5H237ZM254 4L256 3V1H254L253 2ZM34 4V6H36L37 8V11H36V9L35 8H33L32 9V7H29L30 5H33ZM148 4H150V2L148 3ZM147 4V6H149ZM153 4V3H152ZM151 4V5H152ZM156 4V3H155ZM167 4V3H166ZM169 4V3H168ZM183 4V5H182ZM219 4V3H218ZM230 4H232V5H230ZM68 5V4H67ZM79 5V4H78ZM111 5V6H112ZM188 5H189V3H188ZM192 5V4H191ZM203 5V4H202ZM215 5V4H214ZM33 6V7H34ZM73 6V5H72ZM95 6H97V5H95ZM94 6V7H95ZM104 6V5H103ZM186 6H187V4H186ZM217 6V5H216ZM221 6V5H220ZM226 8H225V7ZM31 8V9H28V8ZM102 7V6H101ZM105 7V6H104ZM104 7L102 8V9H104ZM151 7V6H150ZM169 7V6H168ZM182 7V8H183ZM213 7V6H212ZM93 7H91L90 6V10L92 11L93 9H92ZM144 8V7H143ZM189 8H191V7H189ZM189 8H186V10L187 9H189ZM202 8V7H201ZM210 8V7H209ZM216 8V7H215ZM215 8H214V10H215ZM218 8V7H217ZM35 9V10H34ZM61 9V10H60ZM75 9V8H74ZM110 9H111V7H110ZM112 9V10H113ZM149 9V8H148ZM180 9V8H179ZM204 9V8H203ZM33 10H34V12H33ZM89 10V11H90ZM96 10H99L98 8H96ZM100 10H101V8H100ZM99 10V11H100ZM141 10H142V8H141ZM146 10V9H145ZM168 10V9H167ZM198 10V9H197ZM201 10V9H200ZM211 10V9H210ZM217 10V9H216ZM35 11L36 12H38V13H36V14H34L35 13ZM76 11V10H75ZM95 11V10H94ZM96 12V13H101V15L103 14V11H100V12ZM106 11V10H105ZM104 11V12H105ZM144 11V10H143ZM158 11V10H157ZM182 11V10H181ZM180 11V12H181ZM88 12V11H87ZM93 12V11H92ZM92 12H90L91 14H92ZM107 12V11H106ZM109 12V11H108ZM107 12V13H108ZM146 12V11H145ZM152 12V11H151ZM165 12V11H164ZM183 13H184V11H182ZM181 12V13H182ZM90 13H88V16H90ZM95 13V12H94ZM139 13H140V11H139ZM181 13H179L180 15H181ZM204 13V12H203ZM68 15V17H66L67 15ZM104 14H106V13H104ZM114 14H115V16H114ZM146 13H144V15H145ZM149 13H147V15H148ZM157 14V13H156ZM155 14V15H156ZM177 14V13H176ZM251 16H250V15ZM100 15V16H101ZM107 15V14H106ZM105 15V16H106ZM140 15H142V14H140ZM140 15H139V17H140ZM165 15H166V13H165ZM165 15H164V17H165ZM179 15V16H180ZM186 15H187V13H186ZM81 16V15H80ZM103 16V15H102ZM104 16V18H107V17H105ZM109 16V15H108ZM172 16H174V15H172ZM182 16V15H181ZM213 16H215V15H213ZM82 17V16H81ZM83 17H84V15H83ZM93 17V16H92ZM94 17H95V15H94ZM158 17V16H157ZM168 18H169V16H167ZM177 17H178V14H177ZM185 17V16H184ZM184 17H181V18H184ZM208 17H210V16H208ZM91 18V17H90ZM108 18H110V17H108ZM144 18V17H143ZM145 18H146V16H145ZM159 18H161V17H159ZM170 18H173V17H170ZM175 18H176V16H175ZM179 18V17H178ZM177 18V19H178ZM180 18V19H181ZM189 18V17H188ZM70 19V18H69ZM87 19V18H86ZM101 19H102V17H101ZM154 19H156V18H154ZM163 19H165V18H162V19H160L161 21H163ZM174 19V18H173ZM177 19H175V20H177ZM210 19V18H209ZM22 20H26V21H29L28 22V24L24 27V25L22 26V28L25 30L26 29V31H24L23 29V31H18V25L20 24V22H22ZM74 20V18L72 19V21ZM81 20V19H80ZM88 20V19H87ZM92 20V19H91ZM102 20H105V19H102ZM147 20V19H146ZM149 20H150V18H149ZM149 20H148V23H149ZM156 20H158V19H156ZM155 20V21H156ZM170 20H172V19H170ZM185 20V19H184ZM183 20V21H184ZM188 20V19H187ZM25 21V22H26ZM50 21V22H49ZM75 21V20H74ZM106 21H107V19H106ZM154 21V22H155ZM160 21V22H161ZM167 21H168V19H167ZM174 21V20H173ZM182 21V22H183ZM46 22H49L50 24L49 25H52V26H48L49 28H47V26H46ZM66 22H67V24H66ZM78 22V21H77ZM99 22V21H98ZM101 22V21H100ZM104 22V21H103ZM138 22V23H137ZM143 20H142V24H143ZM165 22V21H164ZM186 22V21H185ZM69 23H71V22H69ZM81 23H82V21H81ZM145 23V22H144ZM147 23V24H148ZM173 23V22H172ZM190 23V22H189ZM202 23V22H201ZM24 24V23H23ZM48 24V23H47ZM83 24V23H82ZM105 24V23H104ZM110 24V23H109ZM146 24V25H147ZM152 24V23H151ZM161 23H159V25H160ZM180 24V23H179ZM178 24V25H179ZM44 25V26H43ZM66 25V26H65ZM68 25V26H67ZM88 25V24H87ZM99 25V24H98ZM97 25V26H98ZM107 25V24H106ZM111 25V24H110ZM141 25V24H140ZM140 25H139V27H140ZM162 25V24H161ZM46 26V27H45ZM73 26H75V25H73ZM96 26V28H98ZM117 26V27H118ZM141 26H144V25H141ZM183 26V27H182ZM6 27V28H5ZM27 27V28H26ZM42 27H44V28H46V29H42ZM63 27H66V28H64V29H62ZM102 27V26H101ZM105 27V26H104ZM111 28H112V25L110 26ZM115 27V26H114ZM113 27V28H114ZM137 27V28H136ZM177 27V26H176ZM204 27V26H203ZM82 28H83V26H82ZM141 28V27H140ZM65 30L64 31V35H65V37H64V35L62 34V37H59V38H57L56 36H58L57 34H55V37L56 38H52L51 39V36L53 35H51L50 36V39L49 40H47V39H45L46 38V36L44 37V39H42V38H39V37H41V35L39 36V34L41 33L42 34V31L44 30H46L45 32L47 33L49 30H50V32H53V31H56V32H54V33H57V31H59V30ZM84 29H85V27H84ZM106 29V28H105ZM108 29H109V26H108ZM107 29V30H108ZM150 29H151V27H150ZM48 30V31H47ZM52 30V31H51ZM96 30V29H95ZM100 30V29H99ZM110 30H113V29H110ZM138 30V29H137ZM140 30V29H139ZM145 30H146V28H145ZM18 31V32H17ZM79 31V30H78ZM87 31V30H86ZM98 31V30H97ZM105 31V30H104ZM116 31V30H115ZM114 31V32H115ZM147 31V30H146ZM145 31V32H146ZM150 31V30H149ZM153 31V30H152ZM165 31V30H164ZM174 31V30H173ZM176 31V30H175ZM49 32V33H50ZM62 32V31H61ZM66 32H68L69 33V35L70 36H72V37H70V36H68L67 34H65ZM83 32H85V31H83ZM101 32V31H100ZM157 32V31H156ZM194 32V33H193ZM2 33V34H3ZM44 33V32H43ZM81 33V32H80ZM92 33V32H91ZM155 33V32H154ZM154 33H152V34H154ZM177 33V34H178ZM45 34V33H44ZM51 34V33H50ZM49 34V35H50ZM150 34V33H149ZM178 34V35H179ZM67 35V36H66ZM76 35V34H75ZM82 35V34H81ZM141 35H142V33H141ZM148 35V34H147ZM78 36V35H77ZM83 36V35H82ZM93 36H95V35H92V37ZM97 36H98V34H97ZM101 36V35H100ZM149 36V35H148ZM157 36H158V34H157ZM2 37V36H1ZM139 37V36H138ZM241 37H242V39H241ZM37 38H39L38 40H37ZM80 38V40H81V36L79 37ZM137 38V37H136ZM135 38V39H136ZM69 39H70V41L72 42H70L69 41ZM85 39V38H84ZM134 39V40H135ZM139 39V38H138ZM169 39V38H168ZM42 40V41H41ZM44 40V41H43ZM78 40V39H77ZM83 40V39H82ZM90 40V39H89ZM88 40V41H89ZM94 40H95V38H94ZM97 40V41H98ZM159 40V39H158ZM172 40V39H171ZM175 40H176V38H175ZM33 41L36 43L35 45H34V43H33ZM41 41V42H40ZM79 41V40H78ZM137 41V40H136ZM144 41V40H143ZM29 42V43H28ZM74 42V43H75ZM138 42V41H137ZM137 42H135V41H133V45L132 46H134L135 44L137 45V46H139L138 44H137ZM147 42V41H146ZM151 42H152V40H151ZM162 42V41H161ZM79 43V42H78ZM93 43V42H92ZM95 43V42H94ZM154 43V42H153ZM83 44V43H82ZM157 44V43H156ZM160 44V43H159ZM170 44V43H169ZM42 45L45 47V49L44 50H46V49H50V50H48V51H50V56H51V59H40L39 57V59H36L35 58V60H37V61H35V62H28V63H24V61L25 60H28L29 58L30 59H33L34 58V56H35V54L36 53H38V52H40L41 51V48H42ZM135 45V49H133V50H135V51H133V52H136V50H138L137 48H141L142 49V46H143V44H141V46H139V47H137ZM152 45V44H151ZM177 45V44H176ZM73 46H75V47H73ZM92 46V45H91ZM97 46V45H96ZM99 46V45H98ZM166 46V45H165ZM168 46V45H167ZM171 46V45H170ZM41 47V48H40ZM89 47V46H88ZM144 47V46H143ZM158 47H159V45H158ZM176 47H178V46H176ZM197 47V48H196ZM147 48V47H146ZM146 48H143V50L144 49H146ZM150 48V47H149ZM148 48V49H149ZM156 48V47H155ZM155 48H153V49H155ZM179 48V47H178ZM179 48V49H180ZM195 48V49H194ZM219 48H221V49H223L222 51L223 52H225V53H223V55H222V52H221V49H220V51L219 52H221V55L220 56H218L217 57V54H219V53H217L216 55H215V58H216V60H215V62H214V64H213V62H212V60H214V59H210L211 58V56H212V53L213 52H215V50H217V49H219ZM80 49V48H79ZM84 49V48H83ZM98 49H99V47H98ZM147 49V50H148ZM152 49V48H151ZM166 49H168L167 47H166ZM176 49V48H175ZM180 49V50H181ZM40 50V51H39ZM90 50V49H89ZM97 50V49H96ZM143 50H141V52L143 53ZM177 50V49H176ZM200 50V51H201ZM43 51V50H42ZM81 51V50H80ZM99 51H100V49H99ZM150 51V50H149ZM47 52V51H46ZM75 52L77 53L76 55L77 56H75ZM84 52H85V50H84ZM90 52V51H89ZM95 52V51H94ZM93 52V53H94ZM154 52V51H153ZM156 52V51H155ZM172 52V51H171ZM192 52H193V54H192ZM201 52V53H202ZM217 52H218V50H217ZM245 52V53H244ZM86 53H88V52H86ZM101 53V52H100ZM120 53V54H121ZM131 53H132V51H131ZM131 53L129 54V56H131ZM151 53V52H150ZM173 53V52H172ZM175 53V52H174ZM173 53V54H174ZM216 53V52H215ZM96 54V53H95ZM103 54V53H102ZM106 54H109V53H106ZM110 54V55H111ZM119 54V55H120ZM136 54H138V56H140L141 55V53L139 52L138 53V51H137V53ZM197 54H198V52H197ZM83 55V54H82ZM104 55V54H103ZM112 55H111V57H112ZM133 55H134V53H133ZM143 55V54H142ZM211 55V56H210ZM97 56H99V55H97ZM96 56V57H97ZM109 55H107L106 57L107 58H109L108 57ZM122 56V57H123ZM135 56H137V55H134V58H135ZM136 57V59H134L133 61H135L136 60V63H138L137 61L139 60H141V57L139 58V57ZM144 56H145V53H144ZM171 56V55H170ZM209 56H210V58H209ZM214 56V55H213ZM245 56H247V57H249V58H247V60H245L246 58H245ZM33 57V58H32ZM105 57V58H106ZM116 57H114V58H116ZM119 57H121V55L119 56ZM132 57V56H131ZM172 58L174 57V56H171ZM190 57H188V58H190ZM42 58V57H41ZM81 58V57H80ZM87 58V57H86ZM104 58V59H105ZM113 58V57H112ZM133 58V57H132ZM131 58V59H132ZM139 58V59H138ZM150 58V57H149ZM170 58V57H169ZM196 58H198V57H195V59ZM213 58V57H212ZM245 58V59H244ZM79 59V58H78ZM84 59V58H83ZM96 59V58H95ZM111 58H109V60H110ZM117 59V58H116ZM122 59H126L127 60V62L129 63V59H130V57H127V58H122ZM130 59V60H131ZM195 59H192V60H195ZM209 59H210V61L212 62V64L210 63V61H209ZM108 60V61H109ZM111 60H114V59H111ZM110 60V61H111ZM120 60V59H119ZM176 60H174L175 62H176ZM185 60V59H184ZM77 61V62H76ZM95 61V60H94ZM107 61V60H106ZM149 61V60H148ZM173 61V60H172ZM188 61H189V59H188ZM187 61V62H188ZM197 61V60H196ZM82 62V61H81ZM91 62V61H90ZM116 62V61H115ZM182 62V61H181ZM186 62V61H185ZM192 62V61H191ZM190 62V63H191ZM198 62V61H197ZM200 62V61H199ZM198 62V63H199ZM96 63V62H95ZM99 63V62H98ZM101 63V62H100ZM110 63H112V62H110ZM114 63V62H113ZM116 63H118V62H116ZM128 63H126V64H128ZM135 63V62H134ZM134 63H132V64H134ZM167 63V62H166ZM84 64V63H83ZM90 64V63H89ZM92 64V63H91ZM108 64V63H107ZM139 64V63H138ZM152 64V63H151ZM165 64V63H164ZM179 64V63H178ZM102 65H103V63H102ZM106 65V64H105ZM117 65H119V64H117ZM142 65V64H141ZM179 65H181V64H179ZM178 65V66H179ZM183 65V64H182ZM181 65V66H182ZM91 66V65H90ZM93 66V65H92ZM98 66L100 67V65L98 64ZM108 66H110V65H108ZM112 66V65H111ZM134 66H136L135 64H134ZM144 67L145 66H147V65H143ZM209 66V67H208ZM84 67V66H83ZM86 67V66H85ZM96 66H94V68H95ZM102 67V66H101ZM144 67H142L141 66V68H143V69H145ZM186 67H187V65H186ZM188 67H190V66H188ZM197 67V66H196ZM209 69H208V68ZM211 67V68H210ZM104 67H102L101 69H103ZM107 68H109V67H107ZM115 68V66L112 68V69H114ZM136 68V67H135ZM138 68V67H137ZM140 68V69H141ZM181 68V67H180ZM191 68V67H190ZM62 69V70H61ZM83 69V68H82ZM81 69V70H82ZM90 69V68H89ZM98 69V68H97ZM109 69H111V68H109ZM111 69V70H112ZM126 69V68H125ZM18 70V71H17ZM64 70H66L65 72H66V75H69L68 77L65 75V72H64ZM84 70H85V68H84ZM104 70V69H103ZM139 70V69H138ZM142 70V69H141ZM147 70V69H146ZM149 70V69H148ZM228 70H230V72L231 73H229V71ZM64 73H63V72ZM88 71V70H87ZM93 71V70H92ZM94 71H95V69H94ZM93 71V72H94ZM97 71V70H96ZM101 71V70H100ZM108 71V70H107ZM107 71L105 70V72L107 73ZM114 71V70H113ZM126 71H127V69H126ZM158 71V70H157ZM160 71H161V69H160ZM165 71V70H164ZM163 71V72H164ZM188 71V70H187ZM192 71V70H191ZM226 71V72H225ZM80 72V71H79ZM82 72V71H81ZM86 72V71H85ZM85 72H82V74H80L81 76H85L84 75V73ZM89 72V71H88ZM91 72V71H90ZM99 72V71H98ZM105 72H104V74H105ZM109 72H110V70H109ZM135 72V71H134ZM140 72V71H139ZM143 72H144V70H143ZM162 72V73H163ZM166 73H167V71H165ZM206 72V73H207ZM229 74H231L230 76L232 77V82H233V84H230L231 83V81L230 80H228V77L226 76L228 73ZM75 73V72H74ZM74 73H71L72 75L74 74ZM100 73L101 72H99V74L97 73V75H100ZM128 73V72H127ZM194 73H195V70H194ZM197 73H198V70H197ZM201 73H199L200 75H201ZM203 73H202V75H203ZM206 73H204V74H206ZM226 74L225 76L227 77V80H228V82H227V80L224 82V75L223 74ZM67 77H65L64 75ZM89 74V73H88ZM109 74V73H108ZM120 74V72H118V77L119 78H121V76H123V75H119ZM132 74V73H131ZM137 74V73H136ZM161 74V73H160ZM169 74V73H168ZM228 74V75H229ZM40 75H41V77H40ZM76 75H77V72H76ZM125 76H126V74H124ZM162 75V74H161ZM163 75H164V73H163ZM167 75V74H166ZM191 75V74H190ZM193 75V74H192ZM196 75L197 74H195V77H196ZM39 76V77H38ZM78 76V75H77ZM87 76V75H86ZM90 76V75H89ZM104 76V75H103ZM102 76V73H101V75L99 76V78L100 77H102V78H100V81H101V83H104L103 81H104V77ZM106 80H107V82L105 83V84H103V85H108V86H110L109 84L110 83H108L109 81H108V75L106 74ZM117 76V75H116ZM134 76V75H133ZM138 76V75H137ZM206 76H208L207 74H206ZM205 76V77H206ZM208 76V77H209ZM219 76H221V77H219ZM38 77V78H37ZM64 77H65V80H64ZM72 77V76H71ZM70 77V78H71ZM76 77V76H75ZM80 77V76H79ZM115 77V76H114ZM127 77V76H126ZM158 77V76H157ZM193 77V76H192ZM201 79H202V81H201V79L199 80V81H201V82H199L200 84H198L197 86L199 87H201V84H202V86H203V83L205 82V81H203L204 79L205 80H207L206 78H204V77H202V76H199ZM84 78V77H83ZM83 78L81 79V80H83ZM92 78H93V76H92ZM104 78V79H103ZM130 78V77H129ZM160 78H164V77H160ZM171 78V77H170ZM204 78V79H203ZM223 78V79H222ZM77 79V78H76ZM115 79V78H114ZM117 79V78H116ZM127 79H128V77H127ZM126 79V80H127ZM142 79V78H141ZM172 79V78H171ZM177 79V78H176ZM175 79V80H176ZM193 79V78H192ZM195 79H197V78H195ZM210 79V77L208 78V80ZM213 79V80H214ZM68 80H70V79H68ZM73 80V79H72ZM87 80H89V79H87ZM109 80L111 81V79L109 78ZM122 80V79H121ZM135 80V79H134ZM158 80V79H157ZM165 80H166V78H165ZM170 80V79H169ZM198 80H196V81H198ZM210 80V81H211ZM77 81H79L78 79H77ZM84 81V80H83ZM119 81V80H118ZM123 81H125V79L123 80ZM123 81H121V82H123ZM160 81V80H159ZM161 81H164V79L163 80H161ZM168 81V80H167ZM167 81H165V82H167ZM178 81V80H177ZM195 81V82H196ZM218 81V82H217ZM230 81V82H229ZM93 82V81H92ZM91 82V83H92ZM129 82V81H128ZM170 82H171V80H170ZM174 82V81H173ZM194 82V83H195ZM207 82H209V81H207ZM82 83V82H81ZM88 83V82H87ZM114 83V82H113ZM132 83V82H131ZM130 83V84H131ZM137 83V82H136ZM135 83V84H136ZM142 83V82H141ZM158 83V82H157ZM169 83V82H168ZM168 83H165L166 85L168 84ZM174 83H176V82H174ZM197 83V82H196ZM195 83V84H196ZM213 83V84H214ZM64 84V83H63ZM78 84H79V82H78ZM86 84V83H85ZM119 84H120V82H119ZM119 84H117V85H119ZM125 84H126V82H125ZM124 84V85H125ZM155 84V83H154ZM164 83H161L160 85L162 86ZM165 84L163 85L164 87H165ZM171 84V83H170ZM261 84H263L262 85V87H261ZM76 85V84H75ZM74 85V86H75ZM121 85V84H120ZM119 85V86H120ZM123 85V84H122ZM123 85V87L125 88L126 87V85H128V84H126L125 86ZM160 85H158V86H160ZM193 85V84H192ZM219 85V84H218ZM217 85V86H218ZM232 85V86H231ZM234 85V86H235ZM85 86V85H84ZM106 87V88H110V87ZM158 86H155V89H156V87L158 88ZM170 88L172 87V85L170 86V85H168ZM168 86H166V90H167V87ZM173 86H175V85H173ZM234 86H233V88H234ZM235 86V87H236ZM64 87V86H63ZM103 87V86H102ZM122 87V86H121ZM197 87V88H198ZM200 87H199V89H200ZM216 87V88H215ZM72 88V90H73V87H71ZM86 88V87H85ZM91 88V87H90ZM113 88V87H112ZM169 88V89H170ZM174 88V87H173ZM204 88H206V87H204ZM221 88V89H220ZM242 88V89H241ZM244 88V89H243ZM146 89V88H145ZM153 89V88H152ZM155 89H154V91H155ZM160 89V88H159ZM180 89V88H179ZM181 89H182V87H181ZM191 89H193V88H191ZM190 89V90H191ZM196 89V88H195ZM207 89V88H206ZM227 89L229 90V91H227ZM88 90V89H87ZM91 90V89H90ZM109 90V89H108ZM157 90V89H156ZM185 90V89H184ZM194 90V89H193ZM205 90V89H204ZM204 90H201V91H204ZM238 90V89H237ZM71 91V90H70ZM143 92H144V90H142ZM148 91V90H147ZM161 91H163L162 89H161ZM160 90H158V92L160 93L161 92ZM165 91V90H164ZM179 91V90H178ZM208 91V90H207ZM209 91V92H210ZM244 91H242V92H244ZM74 92V91H73ZM92 92V91H91ZM153 92V91H152ZM172 93H173V91H171ZM182 92V90L180 91V93ZM185 92H187V91H185ZM184 92V93H185ZM197 92V91H196ZM198 92H200V91H198ZM209 92H207V94L209 93ZM220 92H222V91H220ZM237 92H239L240 93V91L238 90ZM241 92V93H242ZM66 93H67V91H66ZM76 93V92H75ZM107 93V92H106ZM153 93H155V92H153ZM158 93V95H156L157 97L158 96H161L160 94ZM162 93V92H161ZM166 93H168L169 94V92H165V95H166ZM171 93V94H172ZM180 93H178L179 95H180ZM188 93V92H187ZM200 93H202V92H200ZM205 93V92H204ZM203 93V94H204ZM233 93V92H232ZM235 93V92H234ZM48 95V98L46 97V99H44V98H42L43 96H45V95ZM147 94H149L148 92H147ZM156 94V93H155ZM163 94V93H162ZM174 94V93H173ZM183 94V93H182ZM212 94V93H211ZM210 94V95H211ZM238 94V93H237ZM243 94V93H242ZM68 95V94H67ZM107 95L108 94H106L104 97H106L107 98V101L109 100L108 99V97H107ZM110 95V94H109ZM146 95V94H145ZM152 95V94H151ZM209 95V94H208ZM207 95V96H208ZM221 95V96H220ZM12 96V97H11ZM13 96H14V99H12L13 98ZM73 96H75L76 97V95H73ZM82 96V95H81ZM111 96H112V94H111ZM111 96H109V97H111ZM119 96V95H118ZM138 96V95H137ZM155 96V97H156ZM175 96V95H174ZM185 96V95H184ZM187 96V95H186ZM203 96V95H202ZM240 96V95H239ZM244 97H245V94L243 95ZM50 97V98H49ZM75 97H74V99H75ZM103 97V96H102ZM102 97H101V99H102ZM116 96H114L113 97V99L115 98ZM146 97V96H145ZM144 97V98H145ZM162 97V96H161ZM166 97L168 98L169 97V95L167 96L166 95ZM165 97V98H166ZM191 97H193V95L191 96ZM234 97H235V95H234ZM237 97V96H236ZM11 98V99H10ZM42 98V99H41ZM80 97L78 96V99H79ZM121 98V97H120ZM119 98V99H120ZM123 98V97H122ZM164 98V99H165ZM173 98V97H172ZM180 98H181V96H180ZM185 98H187V97H185ZM184 98V99H185ZM197 98V97H196ZM40 99L41 100H43V102L42 103H38V100H39V102H41L40 101ZM82 99V98H81ZM110 99H112V98H110ZM119 99H117V101H116V99H114L115 101H113L112 102V104L114 103L117 107L119 106V108H124L123 107V105L125 106V104H123V103H125V101L127 102L128 100H122V101H120ZM140 99V98H139ZM147 99H149V98H147ZM158 99H159V97H158ZM157 99V100H158ZM163 99V100H164ZM172 100L171 99V96L168 98V100ZM184 99H183V101H184ZM194 99V98H193ZM203 99H204V97H203ZM226 99H231L232 101L231 102H229V100H228V102H227V100ZM240 99H241V97H240ZM244 99V98H243ZM80 100V99H79ZM86 100V99H85ZM90 100V99H89ZM102 100H104V98L102 99ZM102 100H100V101H102ZM160 100H161V98H160ZM167 100V99H166ZM238 100V99H237ZM78 101V100H77ZM82 101V100H81ZM80 101V102H81ZM106 101V100H105ZM124 101V102H123ZM142 101H144V100H142ZM162 101V100H161ZM165 101V100H164ZM182 101V102H183ZM188 101V100H187ZM191 101V100H190ZM195 99L192 101V103L194 102V104H195ZM234 101V102H233ZM79 102V104H81ZM84 102H86V101H84ZM88 102V101H87ZM86 102V103H87ZM121 102H123V103H121ZM129 102V101H128ZM131 102V101H130ZM130 102H129V104H130ZM148 102V101H147ZM204 101H200V104L201 103H203ZM206 102H207V100H206ZM215 102H216V105H215ZM227 102V103H226ZM71 103V102H70ZM78 103V102H77ZM83 103V102H82ZM92 103V102H91ZM100 103V102H99ZM137 103V102H136ZM141 103H143V102H141ZM167 103V102H166ZM166 103H164L165 105L164 106H166L167 107V105H166ZM190 102H186V104L188 105ZM191 103V104H192ZM217 103H219V104H217ZM228 103H230V104H228ZM237 103V104H236ZM247 103V105L245 106L244 104H246ZM17 104V105H16ZM89 104V103H88ZM87 104V105H88ZM101 106L99 107V108H101V114L103 115V116H105V117H107L108 115H111V113L112 112H110L111 110H112V108H111V110L109 111L107 108H106V105L107 104H109V102H107V104H106V102H105V104H104V101H102L101 103ZM111 104V103H110ZM109 104V105H110ZM127 104V103H126ZM129 104H128V106H129ZM131 104H133V103H131ZM138 104V103H137ZM145 104V103H144ZM160 104V103H159ZM162 104H163V101H162ZM168 104V103H167ZM183 104V103H182ZM193 104V105H194ZM226 104H228V105H226ZM231 104V105H232ZM115 105H113V108H114V106ZM140 105V104H139ZM145 105H148V106H150L151 104H145ZM186 105V106H187ZM192 105V106H193ZM198 104H197V102H196V106H197ZM202 105V104H201ZM200 105V106H201ZM237 105V106H238ZM17 106H19L20 108H16ZM80 106V105H79ZM112 106V105H111ZM111 106H109V108L111 107ZM115 106V107H116ZM142 106V105H141ZM152 106V105H151ZM183 106V105H182ZM204 106H202V109L204 110ZM219 106V107H218ZM232 106H234V105H232ZM231 106V108H233ZM237 106H235V107H237ZM87 107V106H86ZM116 107V108H117ZM126 107V106H125ZM129 107H131V106H129ZM135 106H132V108H134ZM144 107V106H143ZM188 107V106H187ZM191 107V106H190ZM195 107V106H194ZM198 107H199V105L196 107V110L198 109ZM211 107L214 109L215 107L217 108H219L218 110H216V108L214 109V110H216V111H214L213 109H211ZM242 107H243V109H245V110H243L242 109ZM247 107V108H246ZM89 108V107H88ZM121 108V109H122ZM128 107H126V108H124V110L125 109H127ZM145 108V107H144ZM150 109H151V107H149ZM181 108V107H180ZM18 109V110H17ZM85 109V108H84ZM115 109V108H114ZM118 109V108H117ZM117 109H115L116 110V112H114V114L115 113H117ZM120 109V110H121ZM130 109V111L129 112H131L132 111V109L131 108H129ZM136 109H140L139 107L138 108H136ZM136 109H135V111H134V113L133 112H131L132 114H137V113H135L136 112ZM146 109V108H145ZM149 109V110H150ZM155 109V108H154ZM200 109V108H199ZM198 109V110H199ZM81 110H82V108H81ZM115 110H113V111H115ZM123 110V111H124ZM128 110V109H127ZM140 110H142V109H140ZM147 110V109H146ZM177 110V109H176ZM188 110H190V109H188ZM195 110V111H196ZM213 110V111H212ZM118 111H119V109H118ZM150 111H153V109L152 110H150ZM169 111V110H168ZM174 111V110H173ZM79 112H80V110H79ZM120 112V111H119ZM125 112H127V111H125ZM128 112V113H129ZM143 113H144V111H142ZM197 112V111H196ZM200 112V111H199ZM67 113H69V114H67ZM85 113V112H84ZM87 113V112H86ZM122 113V112H121ZM124 113V112H123ZM131 113H129V115L131 114ZM139 113V112H138ZM143 113H141L140 112V114H143ZM147 113H150L151 114V112H148V110H147ZM155 112H153L152 114H154ZM171 113V112H170ZM175 112H173V114L172 115H176V113L174 114ZM200 113H202V111L200 112ZM200 113H198L197 115H199ZM208 113V114H209ZM80 114V113H79ZM118 114V113H117ZM158 114V113H157ZM169 114V113H168ZM178 115H179V113H177ZM217 114V115H218ZM19 115V116H20ZM81 115V114H80ZM84 115H86V114H84ZM102 115H101V118H102ZM113 115V114H112ZM111 115V116H112ZM123 115H125V114H123ZM127 115V114H126ZM144 115H145V113H144ZM144 115H143V117H144ZM196 115V116H197ZM17 116V117H16ZM88 116V115H87ZM111 116H110V118H111ZM114 116V115H113ZM112 116V117H113ZM156 116V115H155ZM166 116L168 117V115L166 114ZM201 116V115H200ZM16 117V118H15ZM54 117H53V119H54ZM86 117V116H85ZM115 117H117V116H115ZM136 117V116H135ZM148 117V116H147ZM152 117V116H151ZM169 117H170V114H169ZM175 116H173L172 118H174ZM195 117V116H194ZM263 117V118H262ZM56 118H55V120H56ZM79 118H80V116H79ZM109 118V117H108ZM129 118H131V117H129ZM134 118V117H133ZM146 118V117H145ZM171 118V119H172ZM6 119H7V121H10V122H12V123H8L7 122V124H6ZM18 119H20V117L19 118H17L16 120H18ZM75 119V118H74ZM73 119V120H74ZM102 119H105V118H102ZM113 119V118H112ZM135 119V118H134ZM153 119V118H152ZM170 120V121H172L170 118H167V120ZM209 121H208V120ZM261 119V120H260ZM21 120V119H20ZM20 120H19V122H20ZM24 120V119H23ZM22 120V121H23ZM51 120V119H50ZM64 120H65V122H64ZM71 120V119H70ZM79 120V119H78ZM117 120V119H116ZM119 120H120V118H119ZM149 120H151V119H149ZM175 121H176V119H174ZM173 120V121H174ZM203 121H204V119H202ZM239 120V121H238ZM79 121H81V120H79ZM84 121V120H83ZM103 121V120H102ZM106 121V120H105ZM111 121V120H110ZM110 121L108 120V122L110 123ZM121 121V120H120ZM119 121V122H120ZM133 121V120H132ZM144 121H145V119H144ZM164 121H166V120H164ZM172 121V122H173ZM196 121H198V120H196ZM201 121V120H200ZM40 122V123H39ZM48 122V121H47ZM71 123H72V121H70ZM69 122V124H71ZM107 122V121H106ZM112 122V121H111ZM115 122V123H114ZM113 122V124H115L114 125V128H115V126H116V121H114ZM127 122V121H126ZM210 122V123H209ZM18 123V122H17ZM49 123V122H48ZM75 123V122H74ZM80 123V122H79ZM122 123H123V121H122ZM135 123V122H134ZM136 123H137V121H136ZM164 123H166V122H164ZM201 123H199L200 125H201ZM211 123H212V125H211ZM264 123V122H263ZM263 123H261V125L263 124ZM8 124L10 125V126H8ZM19 124V123H18ZM21 124H23V123H20L19 125H21ZM52 124H53V122H52ZM105 124V123H104ZM113 124H109L110 125V127H112V128H107V127H105V128H107V130L108 129H112V131H113V126H111V125H113ZM123 124H125V123H123ZM139 124H141L140 122H139ZM149 124V123H148ZM214 124V125H213ZM217 124V125H216ZM234 124V123H233ZM253 126H252V125ZM62 125V124H61ZM73 125V124H72ZM119 125V124H118ZM126 125V124H125ZM162 124H160V126H161ZM165 124H163V126H164ZM198 125V124H197ZM218 125H219V127H218ZM231 125V124H230ZM242 125V124H241ZM241 125H239L238 127L239 128H241L242 126ZM249 125L247 126V127H249ZM256 125V126H255ZM260 125V126H261ZM63 126H65V125H63ZM70 126V125H69ZM107 126H108V123H107ZM122 126V125H121ZM134 126V125H133ZM169 126V125H168ZM168 126H167V128H168ZM210 126V127H209ZM226 126V127H227ZM232 126V125H231ZM252 126V127H251ZM45 127V126H44ZM85 127V126H84ZM144 127V126H143ZM192 127V126H191ZM196 127V126H195ZM201 128V126H198V128ZM221 127V128H220ZM237 127V126H236ZM235 127V128H236ZM25 128H26V126H25ZM63 129H65L66 128V132H65V135L62 133V135H60L57 139H54V143L51 141V143H50V146L52 145V146H54L56 149L58 148V147H60V148H62V147H65V148H67V149H69V148H75L76 149V147H78L77 149H79V148H81L80 146L82 145L81 143H83V141L82 142H80L81 140L78 138V140H76V138H74L73 140L74 141H69L70 139H66V133H67V130H68V127L66 126L65 128L64 127H62ZM69 128H72V126H70ZM103 127H101V129H102ZM126 128V127H125ZM135 128V130H136V127H134ZM147 128V126H145V128H139V129H141L140 131H142L143 129H145V131L146 130H148V129H146ZM159 128H161V127H159ZM167 128H165V129H167ZM198 128H197V130H198ZM246 128V127H245ZM252 128V129H251ZM27 129V128H26ZM25 129V130H26ZM58 129V128H57ZM63 129H61V130H63ZM78 129H82V127L81 128H79L78 127ZM116 129H117V126H116ZM116 129H114L115 131H116V133H113V132H110V131H108V133L109 134H107V135H111L112 133V135L110 136V137H112V139L110 138V140L112 141V143L111 144H113V146L116 148V149H121V150H123V151H126L125 153H124V155L125 154H127L126 156H127V159H124V164L126 165V161H127V163L128 162H130L128 159V157H132L133 158V152L132 151H130V148L132 147V143H131V140H133L134 138L132 137L131 138V136H129L130 138H128V136L127 137H123V135H124V132H123V135L122 134H120L119 132H118V134L119 135H117V130ZM121 129V128H120ZM137 129H138V127H137ZM149 129H150V127H149ZM187 129V128H186ZM208 129V130H207ZM220 129V130H219ZM224 129V130H223ZM228 129L230 130V128L228 127ZM236 129V130H237ZM260 129V128H259ZM262 129V128H261ZM60 130V131H61ZM83 130L85 131L86 129H84L83 128ZM83 130H79V131H83ZM164 130V129H163ZM190 130V129H189ZM200 130V129H199ZM210 130V131H209ZM253 130H256L255 132H253ZM29 133H32L30 130H27ZM38 131V130H37ZM44 131V130H43ZM42 131V132H43ZM63 131H65V130H63ZM71 131V130H70ZM79 131H78V133H79ZM83 131V132H84ZM102 131V130H101ZM114 131V132H115ZM119 131H121V130H119ZM124 131V130H123ZM127 131V130H126ZM138 132V131H136V133H138L140 136H142V135H144V136H142V137H140L139 135H138V139H137V141H139V137H140V141H141V138L142 139H144V137L147 135V133L149 132V131H151V130H149L147 133L144 131V132ZM159 131H161V129L159 130ZM188 131V130H187ZM195 132H196V130H194ZM193 130H192V132H193V135L195 134V135H197L196 137H200V138H196L195 137V135H194V137L198 140H196V139H194V137H192V139L190 140H188L189 142H192V140H193V142L192 143H190L189 145H187V146H189V148H190V150L193 152H189L190 154H196L195 156H198V152H200V154H201V152H205L204 150L202 151V147H203V145H206V143L205 144H203L201 141H202V139H201V137L203 138V140H204V138H205V136H201V135H198V134H201L202 132H205V131H202V128H201V133L198 131V134H196L195 132H194ZM221 131H222V133H221ZM228 131V130H227ZM259 131H261V130H259ZM263 131H264V129H263ZM28 132H25V134L27 133L28 134ZM44 132H47V131H44ZM73 132V131H72ZM90 132V131H89ZM107 132V131H106ZM122 132V131H121ZM127 132H129V131H127ZM166 132V131H165ZM170 132V131H169ZM192 132H189L188 133V135L190 134V133H192ZM38 133V132H37ZM37 133L36 134H34V133H32L31 135H35V136H33V138L34 137H36V135H37ZM52 133V132H51ZM69 133V132H68ZM71 133V132H70ZM76 133V132H75ZM82 133V132H81ZM111 133V134H110ZM126 133V132H125ZM131 133V132H130ZM144 133H146V135L144 134ZM150 133V132H149ZM187 133V132H186ZM228 133H229V131H228ZM255 133V134H254ZM3 134V133H2ZM58 134V133H57ZM59 134H61V133H59ZM72 134V133H71ZM71 134H69V135H71ZM89 134V133H88ZM105 134V133H104ZM203 134H205V133H202V135ZM212 134V133H211ZM231 134V133H230ZM22 135V134H21ZM23 135H24V133H23ZM68 135V134H67ZM79 135V134H78ZM84 135V134H83ZM86 135V134H85ZM122 137H121V136ZM126 135H130V134H125V136ZM160 135V134H159ZM162 135V134H161ZM170 135V134H169ZM188 135H186V136H188ZM206 135V136H207ZM210 135V134H209ZM217 135V134H216ZM234 135H236V132L234 133ZM232 136V138H234V137H236V136ZM4 136V135H3ZM9 136V135H8ZM17 136H19V135H17ZM38 136V135H37ZM43 136V135H42ZM51 136V135H50ZM75 136V135H74ZM102 136V135H101ZM148 136V135H147ZM166 136V135H165ZM190 136V135H189ZM192 136V135H191ZM212 136V135H211ZM218 136V135H217ZM231 136V135H230ZM229 136V137H230ZM258 136V135H257ZM260 136V135H259ZM12 137V136H11ZM10 137V138H11ZM21 138H22V136H20ZM27 137H31L29 134L28 135H24V137H23V140H25V139H28ZM40 137H41V134H40ZM65 137V138H64ZM69 137V136H68ZM71 137V136H70ZM103 137V136H102ZM101 137V138H102ZM135 137H137V135L135 136ZM213 137H214V134H213ZM216 137V136H215ZM219 137V136H218ZM245 137V138H244ZM10 138H7V139H9L10 140ZM25 138V139H24ZM33 138H31V139H33ZM42 138L43 137H41V141H43L42 140ZM46 138V137H45ZM44 138V139H45ZM107 138V137H106ZM168 138V137H167ZM211 138V137H210ZM209 138V139H210ZM222 137H220V139H218V140H222V144L221 143H219L218 144V146H215V150H216V152H214V149L212 148V147H210L209 149L206 147V146H204V148H206L205 150H207V151H210L211 153H208V154H212V159H210L211 161H213V159H214V157H216V155L218 154L220 157H218V155H217V157L216 158H219L218 160L219 161H217L216 159H214V162H211L210 160V162L208 163L209 164V166H208V164H205V168L204 169H202L201 170V172L203 171L204 172V170H205V172L203 173L202 172V179H203V174H205L206 173V171H207V174L208 175H210V176H204L205 178L207 177V181H209V183L208 182H206V179H205V189L208 187H210L209 189H211V192L212 191H214V189H212L213 187H211V184H213L214 183V185H215V183L216 184H218V182L220 183V184H222L223 185V187H224V185H225V188H223L220 184V188L222 187V189L225 191V192H227V189L226 188H228L229 189V187L231 186V185H233V187L231 186V188H230V190L228 191V193L230 192L231 194H232V191L234 192V194H233V198H235V197H237L238 196V199L236 198V200L234 199V201L235 202H237L236 204H233V201L231 202V204H229L230 205V207H227V209H226V207H225V210L227 211L226 213H220V215L221 214H223L222 216H221V219H225L226 221L227 220H230L231 219V216H230V210L233 212V214L235 215V217L234 218H237V220H238V222H241L242 221V216L244 217L245 215L244 214H246V217L247 216H249L250 217V215H248L247 214V212H249V210L251 211L250 213H252V212H254V210H253V208L255 209V211H256V213L257 212H263L264 211V193H263V195H261V187L259 186V183L258 182H256V177H259V176H264V163L262 164V165H258L259 167H256V170H258V169H260V167H263V168H261L260 169V171H255L254 169L255 168H250V166H251V164L252 163H249V165L246 163V162H243V163H245V166H246V168L249 166V168L250 169H246L245 167H244V165L243 164H240V163H242L241 162V160H239V157L240 158H242L244 155L242 154L241 156H239L238 157V161H240L239 162V164L238 165H240V166H237V164H235L234 163V165H236L237 167H241L242 168V166H243V171H241V169H239V171H237L238 169H237V167H236V171H234L233 169H231L232 168V163L234 162H232L231 160H234V158H235V161L238 163V161L236 160V157H234L236 154H238V152H235L236 154L233 156L232 154H231V148H229V143L228 142H226L227 141V139L228 138H226V140L225 139H221ZM231 138V139H232ZM257 138V137H256ZM12 139V138H11ZM67 141H66V140ZM84 139V138H83ZM109 139V138H108ZM206 139V138H205ZM239 139V138H238ZM245 139H246V143H245ZM8 140V141H9ZM19 140V139H18ZM29 141H31L30 140V138L28 139ZM49 140H51V139H49ZM72 140V139H71ZM102 139H100V141H101ZM144 140H146V139H144ZM150 140V139H149ZM201 140V141H200ZM217 140V141H218ZM21 141V140H20ZM26 141V140H25ZM32 141H35L34 139L32 140ZM38 141H39V138H38ZM100 141H99V143H100ZM135 141V140H134ZM136 141V142H137ZM143 141V140H142ZM186 141H187V139H186ZM211 141H214V140H211ZM253 141H252V143H253ZM10 142H11V140H10ZM13 142V141H12ZM11 142V143H12ZM45 142V141H44ZM44 142H42V143H44ZM102 142V141H101ZM188 142V143H189ZM199 142V143H198ZM219 142V141H218ZM224 142V143H223ZM226 142V143H225ZM258 142H259V140L257 139V144H256V146L258 145ZM29 143V142H28ZM98 143V142H97ZM103 143V142H102ZM137 143H139V142H137ZM145 143V142H144ZM144 143H141V144H144ZM147 143H148V140H147ZM200 143H202V144H200ZM261 143V142H260ZM13 144V143H12ZM15 144V143H14ZM17 144V143H16ZM21 144V143H20ZM96 144V143H95ZM104 144H106V143H104ZM134 144V143H133ZM136 144V143H135ZM134 144V145H135ZM6 145V144H5ZM28 145V144H27ZM32 145V144H31ZM110 145V144H109ZM137 145V144H136ZM147 145V144H146ZM145 145V146H146ZM200 145V146H199ZM251 145L252 144H250V147H251ZM1 146V145H0ZM21 146V145H20ZM51 146V147H52ZM100 146V145H99ZM185 146V145H184ZM187 146H186V148H187ZM198 146L200 147V148H198ZM253 146V145H252ZM2 147V146H1ZM25 147V146H24ZM24 147H22V149L21 150H23L24 149ZM50 147V148H51ZM54 147H52V151H55V149H54ZM82 147H83V145H82ZM128 147V148H127ZM134 147V146H133ZM183 147V146H182ZM249 147V146H248ZM27 148H29V147H27L26 146V149ZM48 148H49V146H48ZM49 148V149H50ZM148 148V147H147ZM185 148V147H184ZM183 148V149H184ZM198 150H196V149ZM203 148V149H204ZM76 149V150H77ZM83 149V148H82ZM180 149H182V148H180ZM200 149H201V151H200ZM248 149V148H247ZM28 150V149H27ZM44 149H42V151H43ZM75 150V151H76ZM84 150H85V148H84ZM185 150V149H184ZM189 150V149H188ZM196 150V151H195ZM47 151V150H46ZM117 151V150H116ZM119 151V150H118ZM141 151H143L142 149H141ZM174 150H172L171 152H173ZM178 151H179V149H178ZM177 151V152H178ZM40 152H41V150H40ZM39 152V153H40ZM60 152V151H59ZM78 152V151H77ZM130 152H132V154H130ZM176 152V153H177ZM185 152V151H184ZM186 153V155L185 156H187V155H189V153ZM197 152V153H196ZM212 152H214V153H212ZM240 152V151H239ZM3 153V152H2ZM53 153V152H52ZM69 153V152H68ZM86 153V152H85ZM119 153V152H118ZM123 153V152H122ZM129 153V154H128ZM135 153V152H134ZM169 153V152H168ZM174 153V152H173ZM206 153V155H204L203 153V155H204V157L206 156V157H208L207 156V152H205ZM241 153V152H240ZM239 153V154H240ZM114 154V153H113ZM170 154V153H169ZM179 154L180 155H182L181 154V152H179ZM214 154H215V156H214ZM1 155V154H0ZM15 155V154H14ZM24 155H25V153H24ZM69 155V154H68ZM86 155H87V153H86ZM136 155V154H135ZM134 155V156H135ZM231 155H232V157H231ZM12 156V155H11ZM125 156V157H126ZM167 156V155H166ZM170 156V155H169ZM173 156V155H172ZM175 156H177V158H178V156L179 155H175ZM183 156V155H182ZM181 156V157H182ZM200 156H202V155H200ZM7 157V156H6ZM117 157V156H116ZM124 157V158H125ZM192 157H194V156H191V158ZM204 157H202V158H204ZM211 157V156H210ZM234 157V158H233ZM27 158V157H26ZM30 158V157H29ZM118 158H120V157H118ZM117 158V159H118ZM122 158V157H121ZM132 158L130 159L131 161H132ZM175 158L176 157H174V160H175ZM198 158H200L199 156H198ZM232 158V159H231ZM105 159H106V157H104V163H106L105 162ZM109 159V158H108ZM170 160H171V157L169 158ZM168 159V160H169ZM184 159V158H183ZM190 159V158H189ZM188 159V160H189ZM229 159V161L231 162V164H226V162H229V161H226V160H228ZM231 159V160H230ZM243 159V158H242ZM248 160H249V158H247ZM3 160V159H2ZM5 160V159H4ZM14 160V159H13ZM110 160V159H109ZM113 160H114V158H113ZM116 160V159H115ZM118 160H120V159H118ZM126 160V161H125ZM135 160V159H134ZM173 160V161H174ZM197 160V159H196ZM195 160V161H196ZM203 160V159H202ZM205 160H206V158H205ZM215 160L217 161V162H215ZM244 160V159H243ZM1 161V160H0ZM73 161V160H72ZM101 161V160H100ZM172 161V160H171ZM175 161H178L177 159L175 160ZM180 161V160H179ZM183 161V160H182ZM185 161H186V158H185ZM193 161V160H192ZM192 161H188L189 162V164L191 163L192 165L194 164V162L192 163ZM1 162H3V161H1ZM5 162H7V161H5ZM31 162V161H30ZM70 163H71V161H69ZM77 162V161H76ZM103 162V161H102ZM109 162V161H108ZM119 162V161H118ZM198 163H200L199 161H197ZM208 161L206 160V163H207ZM229 162V163H230ZM36 163V162H35ZM67 163V162H66ZM73 163V162H72ZM75 163V162H74ZM134 163V162H133ZM178 163V162H177ZM186 163H187V161H186ZM201 163H205V161L204 162H201ZM200 163V164H201ZM210 163H212V165L210 164ZM215 163V164H214ZM219 165H218V164ZM4 164H6L7 165V163H4ZM18 164V163H17ZM61 164H63V162L61 163ZM60 164V165H61ZM103 164V163H102ZM115 164H117V162H115ZM120 164V163H119ZM122 164V163H121ZM129 164H131V163H128L126 166H127V168L129 169L130 167H129ZM175 163H173V165H174ZM183 164H185L184 162H183ZM199 164V165H200ZM217 164V166H215ZM220 164L221 165H224L225 166V169L227 168L226 166H228V167H231L230 169L228 168V169H226V170H224V172H222V173H217V170L218 171H220V169H222L221 171H223V169H224V167L222 168V167H220ZM247 164V165H246ZM10 165V164H9ZM16 165V164H15ZM31 165H33V164H31ZM36 165V164H35ZM67 165V164H66ZM72 165H74V164H71V166ZM110 164H108V166H109ZM124 165V166H125ZM133 165H135V163L133 164ZM132 165V166H133ZM181 165H182V163H181ZM195 165H197V164H195ZM201 165H203V164H201ZM206 165H207V167H206ZM230 165H232V166H230ZM18 166H20V165H18ZM17 166V167H18ZM39 166V165H38ZM77 166V165H76ZM107 166V167H108ZM117 166V165H116ZM189 167V165H188V163L186 164V168L188 169V167ZM212 166H215V167H218V169L216 168V169H214V171H213V168H215V167H212ZM253 166V165H252ZM257 166V165H256ZM13 167V166H12ZM23 167V166H22ZM42 167V166H41ZM67 167V166H66ZM74 167V166H73ZM176 167H178L177 165H176ZM197 167H198V165H197ZM197 167H193V168H195L194 170H196V168ZM209 167H210V170H211V167H212V176H211V172L209 171ZM235 167H233V168H235ZM255 167V166H254ZM8 168V167H7ZM11 168V167H10ZM37 168V167H36ZM68 168V167H67ZM192 168V167H191ZM12 169V168H11ZM18 169V168H17ZM20 169H21V167H20ZM27 169V168H26ZM38 169H40V168H38ZM74 169V168H73ZM77 169V168H76ZM117 169H118V167H117ZM116 169V170H117ZM126 169V168H125ZM124 169V170H125ZM131 169H133V170H136L135 168H131ZM178 169H179V167H178ZM7 170V169H6ZM35 170V169H34ZM57 170V169H56ZM63 170V169H62ZM65 170V169H64ZM68 170V169H67ZM120 171H117L118 173L117 174H119L120 172H121V174L120 175H118V177L116 178L119 182H120V184L118 183V185H120V186H118V187H121V189L124 191H121L120 190V193L118 192L119 191V188L118 187H116V188H118V191L116 190V192H118L119 194H121V193H123V195H125L124 197H126V199L123 197V199H125V200H128V204L130 203L129 202V199H130V197L132 196V195H138L139 193H144V191H145V189L147 190L145 193H144V197L146 196V194H147V196L145 197L148 201H149V203H150V205H151V203H154V204H159L158 205V207L157 206H151V208L154 210V208H155V211H154V213H155V215H157V212L159 211V212H161V213H163V214H161V213H159L157 216H159V217H156V220L155 221H153V222H155L156 224H157V227H158V230L160 231V234L164 237V238H166V237H168V233H166V232H169V231H166L167 229L165 228V226H164V224L167 222L168 223V220H170L169 219V216L171 215V209L172 208H175V207H172V208H170V207H168V205L166 204V202L167 203H169L168 202V200L166 201V202H164L165 201V199L168 197L166 194V198L164 197V196H162V195H164V194H162L161 192L164 190H162L161 192H160V189L158 188V184H156L155 182H149V184L148 185H145V186H147V187H145L143 184H145L144 182H143V184H141V182L143 181V179H142V181H140V183L139 182H136V180L138 181V179H137V176H136V178H134V179H136L135 181H134V179H131V177L129 176V179H128V176H126L125 175V173L123 174V172H122V169H119ZM123 170V171H124ZM190 170V168L188 169V170H186V171H188L187 172V174L190 172L189 171ZM193 170V171H194ZM199 170H200V166H199ZM215 170H216V172H215ZM232 170L234 171L233 173H231L232 172ZM1 171V170H0ZM18 171H19V169H18ZM32 171V170H31ZM40 171V170H39ZM39 171H37V173L40 175V173H39ZM59 171V170H58ZM61 171V170H60ZM73 171V170H72ZM98 171V170H97ZM126 171H127V169H126ZM129 171V170H128ZM177 171V170H176ZM220 171V172H221ZM10 172V171H9ZM16 172V171H15ZM53 172H55V171H53ZM68 172V171H67ZM67 172H65V173H67ZM99 172V171H98ZM138 171H136V173H137ZM184 172H185V170H184ZM197 172V171H196ZM195 172V173H196ZM215 172V173H214ZM1 173V172H0ZM6 173V172H5ZM29 173H30V171H29ZM33 173V172H32ZM36 173V174H37ZM56 173V172H55ZM63 173V172H62ZM79 173V172H78ZM83 173H85V172H83ZM95 173V172H94ZM135 173V172H134ZM133 173V174H134ZM135 173V174H136ZM177 173V172H176ZM210 173V174H209ZM2 174V173H1ZM1 174H0V179L1 180H3V178H1V177H4L3 176V174H2V176H1ZM34 175V176H29V174H28V176H18L17 177V174L15 173V175H16V178H17V180H18V183H17V186H15V188L18 190V193H16V194H21V196H23V199L25 198V200L26 201H24L23 203H21V204H23V206H24V208H25V210H29L30 209V212H31V210H32V208H33V205L35 206L36 205V203H35V201H34V203H33V199H30V196H32L33 194L30 192V194H27L26 196H28V195H30L29 197H27L26 198V196H24V194L25 193H28L27 192V190L25 191V189H26V187H25V185H24V183L25 182H28V183H30V185H29V187H31L29 190H32V192H33V190L35 189H39V191L41 190L43 193H41L42 194V200H43V206L45 207V210H46V214H47V218H46V220L45 221H43V219H42V221L43 222H45L46 224V226L47 227H49V226H58L57 228L59 229V227L62 225H60V223H61V221H62V216L66 213V211L64 210V209H62L63 207H62V203L65 201L66 202V200H64V201H62L63 199H61V197H59V192L60 191H58L57 190V186H56V188H53V190L51 189L50 190V186L52 185V183L54 182V179H53V177L50 175H47V176H45V174L43 173L42 175L43 176H39V175ZM50 174V173H49ZM86 174V173H85ZM95 174H97V172L95 173ZM110 174V173H109ZM116 174V175H117ZM125 175L124 177H121V175ZM132 174V173H131ZM138 174V173H137ZM174 174V173H173ZM180 174V173H179ZM182 174V173H181ZM180 174V175H181ZM227 174H229V177L227 176ZM31 175V174H30ZM54 175V174H53ZM56 175V174H55ZM71 175V174H70ZM93 175V174H92ZM180 175H178V178H179V176ZM190 175V174H189ZM197 176H198V173L196 174ZM13 176V175H12ZM59 176V175H58ZM85 176V175H84ZM87 176V175H86ZM201 176V175H200ZM232 176H237V177H232L233 179H237V181L235 182L234 180H232V179H230ZM244 177V179L246 178V176H247V178L248 179H245L246 181H244L242 178ZM248 176H251V177H248ZM52 177V178H51ZM59 177H63L62 179H64V180H66V182H69L70 183V181L71 180H73V179H76V178H78V176H59ZM81 177V176H80ZM80 177H79V179H80ZM93 177V178H92ZM111 177V176H110ZM114 177H116V176H114ZM113 177V178H114ZM125 177H127V178H125ZM151 177V176H150ZM158 177V176H157ZM160 177V176H159ZM208 177H209V180H208ZM6 178V177H5ZM10 178H12V177H10ZM60 178V180H62ZM84 178V177H83ZM119 178V179H118ZM133 178V177H132ZM140 178V177H139ZM191 178V177H190ZM198 178V177H197ZM213 180H212V179ZM226 178H229L231 181H234V182H232V184H231V181L230 180H227L226 181ZM240 178V179H239ZM249 178H251V179H249ZM255 180V182L257 183H255V184H253V179ZM262 178V177H261ZM51 179H53V181L51 180ZM59 179V178H58ZM58 179H56V180H58ZM85 179L88 181V182H91V186H93L94 187V189L96 188V190H98L99 191V189H97V181H98V183L100 184H102V182H99L100 180H101V178L100 177H97V176H91V177H89V178H87V177H85ZM152 179V178H151ZM150 179V180H151ZM155 179H157V178H155ZM159 179V178H158ZM177 179V178H176ZM199 179V178H198ZM201 179V180H202ZM203 179V180H204ZM262 179H264V178H262ZM0 180V198L1 197H3V195H4V191L5 190H7V191H9L8 193H11V191L13 190L12 188L14 187V186H12L11 184H12V182L10 183V182H5V181H1ZM24 180H25V182H24ZM64 180H62V181H64ZM108 180H109V178H108ZM130 180V182H132V186H134V188L131 186V187H129L128 188V184L129 183H127L128 181ZM132 180V181H131ZM149 180V179H148ZM183 180V179H182ZM194 180H196V179H194ZM202 180V181H203ZM212 180V181H211ZM242 181V185L240 186L239 184V186L236 184V183H239V181ZM247 180H249V182H247ZM250 180H251V182H252V184H251V182H250ZM253 180V181H252ZM14 181V180H13ZM83 181V180H82ZM81 181V182H82ZM86 181V182H87ZM152 181V180H151ZM157 181V180H156ZM174 181V180H173ZM177 180H175V182H176ZM180 181V180H179ZM179 181H178V183H179ZM199 182H200V180H198ZM215 181V182H214ZM65 182V181H64ZM63 182V184H64V187L66 188L65 190H66V193L67 194H69V192H70V194L72 195V194H76V191H75V189H73L71 186H69L68 185V183H64ZM113 182V181H112ZM116 182V181H115ZM158 182V181H157ZM195 182V181H194ZM210 182H211V184H210ZM228 182V183H227ZM250 183V184H247V183ZM51 185H50V184ZM73 183V182H72ZM107 184V186L109 185V188L107 187V186H105L106 184ZM114 183V182H113ZM172 183V182H171ZM203 183H204V181H203ZM227 183V184H226ZM244 183V184H243ZM246 183V184H245ZM50 185L49 186V190H48V187H47V185ZM56 184H58L57 182L55 183V185ZM98 184V185H99ZM115 184V183H114ZM162 184V183H161ZM187 184V183H186ZM210 184V185H209ZM228 184H230L229 186H228ZM11 185V186H10ZM55 185H54V183H53V186L55 187ZM72 185V184H71ZM82 185V184H81ZM156 185H157V187H156ZM177 185V184H176ZM195 185V184H194ZM201 185V184H200ZM227 185V186H226ZM61 186V185H60ZM75 186V185H74ZM161 186V185H160ZM178 186V185H177ZM198 186V185H197ZM207 186V187H206ZM217 186V185H216ZM215 186V187H216ZM27 187H28V185H27ZM58 187H59V184H58ZM62 187V186H61ZM81 187V186H80ZM90 187V186H89ZM99 187H100V185H99ZM103 188L104 187H106L107 188V191H109V189L110 188H112V190L110 189V192L111 191H114L113 189H115V187H114V185H113V187H110V183H107V181H104V184H103V186H102ZM145 189H144V188ZM34 188V189H33ZM60 188V187H59ZM58 188V189H59ZM131 188H133V190H131ZM143 188V189H142ZM179 188V187H178ZM196 188V187H195ZM202 188H204L203 186H202ZM56 189V190H55ZM87 189V188H86ZM162 189V188H161ZM209 189H207L209 192V194L211 193L210 192V190ZM11 190V191H10ZM36 190V191H37ZM80 190V189H79ZM85 190V189H84ZM83 190V191H84ZM104 190L106 191V189L104 188ZM104 190H102L103 191V193L102 194H104ZM143 190V191H142ZM199 190V189H198ZM204 190V189H203ZM7 191L5 192V193H7ZM56 191H58L57 192V194L55 193ZM67 191H69V192H67ZM106 191V192H107ZM131 191H133V192H135L134 194H131V193H133V192H131ZM169 191V190H168ZM168 191H166V192H168ZM188 191V190H187ZM191 190H189V192H190ZM216 191V190H215ZM15 192V191H14ZM17 192V191H16ZM35 192V191H34ZM38 192V191H37ZM36 192V193H37ZM82 192V191H81ZM85 192V191H84ZM84 192H82V195H84V196H86L85 195V193ZM87 192V191H86ZM105 192V193H106ZM109 192V193H110ZM137 192V193H136ZM191 192H193V190L191 191ZM66 193H64V194H66ZM84 193V194H83ZM108 193V192H107ZM106 193V194H107ZM113 193V192H112ZM115 193V192H114ZM113 193V194H114ZM117 193V194H118ZM142 193V194H143ZM164 193V192H163ZM172 193H173V191H172ZM204 193H206V191L204 192ZM207 193V195H209ZM259 195H258V194ZM15 194V193H14ZM106 194H104L105 196H106ZM169 194H171V193H169ZM174 194H175V192H174ZM173 194V196H175ZM189 194V193H188ZM202 194H203V192H202ZM226 194V193H225ZM237 195V196H234V195ZM9 195V194H8ZM11 195V194H10ZM19 195H17L16 197H18ZM97 195H98V193H97ZM108 195V194H107ZM110 195H111V193H110ZM110 195H108V196H110ZM115 195V194H114ZM131 195V196H130ZM136 195V196H137ZM141 195V194H140ZM139 195V197H141ZM189 195H193V193L191 194H189ZM211 195V194H210ZM218 195V194H217ZM13 196H15V195H12V197ZM21 196H19V197H21ZM63 197H64V195H62ZM67 196V195H66ZM83 196V197H84ZM113 195H111L110 196V198L112 197ZM196 196V195H195ZM214 196L215 195H213V198H214ZM6 197V196H5ZM11 197V196H10ZM33 197H35L34 195H33ZM37 197V196H36ZM68 197V196H67ZM82 197V198H83ZM89 197V196H88ZM102 197V196H101ZM115 197H117V195L116 196H113V198H114V203H116L115 202V200L117 201V199L118 198H115ZM119 197V196H118ZM127 197H129V199L127 198ZM134 197V196H133ZM163 197H164V199H163ZM169 197H171V196H169ZM197 197V196H196ZM209 197V196H208ZM221 197H222V195H221ZM230 197H232V195L230 196ZM32 198V197H31ZM39 198V197H38ZM99 198V197H98ZM103 198H104V196H103ZM109 198V197H108ZM143 198V197H142ZM141 198V199H142ZM145 198H143V199H145ZM173 198V197H172ZM172 198H171V200H172ZM177 198V197H176ZM206 198V197H205ZM212 198V197H211ZM217 198V197H216ZM225 198V197H224ZM233 198H231V199H233ZM5 199V198H4ZM3 199V200H4ZM10 199V198H9ZM8 199V200H9ZM70 199V198H69ZM91 199V198H90ZM122 199V198H121ZM123 199H122V201H123ZM131 199H132V197H131ZM142 199V200H143ZM150 199V200H149ZM163 199V200H162ZM196 199V198H195ZM215 199V198H214ZM11 200V199H10ZM9 200V201H10ZM16 200H21V199H16ZM41 200V199H40ZM88 200V199H87ZM216 200H219L218 198L216 199ZM101 201V200H100ZM99 201V202H100ZM138 201V200H137ZM173 201V200H172ZM175 201V200H174ZM214 201V203H215V200H213ZM220 201V200H219ZM15 202V201H14ZM21 202H22V200H21ZM40 202V201H39ZM64 202V203H65ZM67 202H69V201H67ZM82 202V201H81ZM88 202V201H87ZM93 202V201H92ZM98 202V201H97ZM111 202V201H110ZM112 202H113V199H112ZM118 202H120L119 200H118ZM125 202V201H124ZM132 202V201H131ZM143 202V201H142ZM145 202V201H144ZM179 202V201H178ZM210 202V201H209ZM217 202V201H216ZM225 202V201H224ZM227 202V201H226ZM19 203V202H18ZM84 203H85V200H84ZM89 203V202H88ZM134 203V202H133ZM173 203V202H172ZM176 203V202H175ZM218 203V202H217ZM4 204V203H3ZM6 204V203H5ZM20 203H19V205H21ZM117 204V205H116ZM115 205L114 204H112V206H109V207H113L114 208V206H118L119 204L118 203H116ZM167 206H166V205ZM177 204V203H176ZM205 204V203H204ZM216 204V203H215ZM9 205H12V204H9ZM38 205V204H37ZM40 205V204H39ZM66 205V204H65ZM108 205H110V204H108ZM124 205H125V203H124ZM163 205V206H162ZM164 205L167 207V208H165L164 207ZM206 205V204H205ZM218 205V204H217ZM223 205V204H222ZM228 205V206H229ZM93 206V205H92ZM103 206V205H102ZM101 206V207H102ZM120 206V205H119ZM118 206V207H119ZM127 206V205H126ZM132 206H133V204H132ZM131 206V207H132ZM173 206V205H172ZM191 206V205H190ZM202 207H203V205H201ZM200 206V207H201ZM7 207V206H6ZM18 207V206H17ZM22 207V206H21ZM38 207V206H37ZM84 207H85V204H84ZM117 207V208H118ZM130 207V206H129ZM134 207V206H133ZM132 207V208H133ZM199 207V208H200ZM217 207V206H216ZM5 208V207H4ZM24 208H22V209H24ZM36 208V207H35ZM34 208V211L37 209H35ZM56 208H57V210H60V212H58L57 210H56ZM59 208V209H58ZM99 208V207H98ZM116 208V209H117ZM121 208H124V206L122 207L121 206ZM120 208V209H121ZM125 208H127V207H125ZM168 208H169V210H168ZM182 208V207H181ZM180 208V209H181ZM189 208V207H188ZM196 208V207H195ZM206 208V207H205ZM218 209V211H219V207H217ZM222 208V207H221ZM231 208V209H230ZM2 209H3V207H2ZM7 209V208H6ZM5 209V210H6ZM10 209V208H9ZM11 209H12V207H11ZM14 209H15V206H14ZM21 209V208H20ZM93 209H94V206H93ZM102 209V208H101ZM100 209V210H101ZM158 209H161V210H158ZM191 209V208H190ZM198 209V208H197ZM252 209V210H251ZM8 210V209H7ZM18 210V209H17ZM16 210V211H17ZM27 210V211H28ZM90 210V209H89ZM92 210V209H91ZM99 210V213L101 212ZM108 210V209H107ZM111 210V209H110ZM123 210V209H122ZM129 210H131L130 208H129ZM165 210H167V211H169L170 212V215L169 216H166L169 212H165ZM203 210V209H202ZM16 211H14V210H12V213H11V215L12 214H14V213H16ZM20 211V210H19ZM24 211V210H23ZM40 211V210H39ZM95 211V210H94ZM97 211V210H96ZM103 211V210H102ZM109 211V210H108ZM115 212V210H112V213H114ZM121 211V210H120ZM133 211V210H132ZM134 211H135V208H134ZM141 211V210H140ZM179 211V210H178ZM205 211H207V208H206V210ZM7 211H5V213H6ZM21 212V211H20ZM38 211H36V213H37ZM89 212V211H88ZM93 212V211H92ZM123 212V211H122ZM135 212H137V211H135ZM139 212V211H138ZM152 212V211H151ZM173 212V211H172ZM223 212H224V210H223ZM231 212V213H232ZM8 213H9V210H8ZM17 213H19L18 211H17ZM28 213V212H27ZM33 213V212H32ZM62 213H64V214H62ZM68 213V212H67ZM107 213V212H106ZM130 213V212H129ZM133 213V212H132ZM174 213H176V212H174ZM173 213V214H174ZM193 213V212H192ZM195 213H196V211H195ZM207 213V212H206ZM255 213V214H256ZM41 214V213H40ZM92 214V213H91ZM105 214V213H104ZM118 214H120L119 212H118ZM122 214V213H121ZM125 214V213H124ZM161 214V215H160ZM188 214V213H187ZM217 214V213H216ZM219 214V213H218ZM243 214V215H242ZM258 214V213H257ZM18 215V214H17ZM21 215H22V213H21ZM25 215H28V214H25ZM37 215V214H36ZM99 215V214H98ZM103 215V214H102ZM117 215V214H116ZM135 215V214H134ZM232 215V214H231ZM7 216H9V214L7 215ZM15 216V215H14ZM18 216H20V214L18 215ZM17 216V218H16V216H15V218L16 219H18L19 217ZM23 216V215H22ZM21 216V217H22ZM29 216V215H28ZM31 216H32V214H31ZM38 216V215H37ZM65 216H68V215H66L65 214ZM93 216V215H92ZM106 216V215H105ZM119 216V215H118ZM230 216V217H229ZM252 216H253V213H252ZM6 217V216H5ZM12 217V216H11ZM20 217V218H21ZM24 217H26V216H24ZM36 217V216H35ZM116 217V216H115ZM127 217V216H126ZM140 217V216H139ZM138 217V218H139ZM172 217V216H171ZM180 217V216H179ZM220 217V216H219ZM219 217H217V218H219ZM223 217V218H222ZM256 217V216H255ZM10 218V217H9ZM19 218V219H20ZM27 218V217H26ZM26 218H24V219H26ZM66 218V217H65ZM63 219V220H66V219ZM68 218V217H67ZM69 218H70V216H69ZM92 218V217H91ZM90 218V219H91ZM94 218V217H93ZM102 218V217H101ZM118 218V217H117ZM175 218V217H174ZM181 218H183V217H181ZM181 218H179V219H181ZM188 218H190V217H188ZM188 218H185L186 220L188 219ZM193 218V217H192ZM230 218V219H229ZM248 218V217H247ZM7 219V218H6ZM15 219V220H16ZM28 219V218H27ZM36 219V218H35ZM38 219V218H37ZM71 219V218H70ZM69 219V220H70ZM96 219V218H95ZM122 219V218H121ZM125 219H127V218H125ZM144 219V218H143ZM150 219V221H151V218H149ZM153 219V218H152ZM155 219V218H154ZM173 219V218H172ZM176 219V218H175ZM174 219V220H175ZM179 219H178V221L176 222V223H179V222H181V221H179ZM194 219V218H193ZM192 219V220H193ZM220 219V220H221ZM245 219V218H244ZM257 219H259V218H257ZM13 220H14V218H13ZM14 220V221H15ZM105 220H106V218H105ZM110 221H111V218L109 219ZM115 220H117V219H115ZM119 220V219H118ZM141 220V219H140ZM173 220V221H174ZM183 220V219H182ZM191 220V218L189 219V220H187V224H189V222L190 223H194V221H192ZM195 220V219H194ZM233 220V219H232ZM2 220H0V222H1ZM4 221V220H3ZM32 221V220H31ZM37 221H39V220H37ZM36 221V222H37ZM41 221V220H40ZM68 221V220H67ZM71 221V220H70ZM69 221V222H70ZM132 221V220H131ZM134 221H135V219H134ZM196 221V220H195ZM219 221V220H218ZM222 221V220H221ZM249 221V220H248ZM258 221H260V219L259 220H257V222ZM261 221H262V219H261ZM9 222V221H8ZM21 222H22V220H21ZM34 222V221H33ZM43 222L42 223H40V224H43ZM65 222V221H64ZM68 222V223H69ZM109 222V221H108ZM116 223H118L117 221H115ZM124 222V221H123ZM138 222H140V221H138ZM137 222V223H138ZM184 222V221H183ZM245 222V221H244ZM254 222H256V219L255 220H253V223ZM3 223V222H2ZM15 223V222H14ZM19 223V222H18ZM39 223V222H38ZM97 223V222H96ZM100 223V224H99ZM98 223V225H97V230H96V233H98V227L100 226V225H102V227L100 228V230H99V233L97 234L98 235V239H99V237H100V235H102V232H104V234H105V237H104V234L101 236L103 239H105L106 237V239H112V237H113V239H112V241L114 240V241H118V243H119V245H117V246H122V245H124V247H125V244H127L128 243V245H129V243L132 241V240H134V242H135V244H137V245H139V246H137V248L135 249L137 252H138V254L135 256V257H138L139 256V259H136V261L137 260H140L139 261V263H138V261L136 262V263H138V264H140V262H141V264H158L159 262L158 261H156V255H155V249L156 248H154L153 250H152V248H151V246H152V243H151V246H148L147 245V243L146 242H144V238H145V235H143L142 233L144 232H142V231H140V230H144V224H142V225H144L143 226V228H142V225H141V223H138V227L136 226V228L135 229H132L131 231L129 230V231H127V230H125V229H123V230H119L117 227H118V225H116V223L115 224H113V221L110 223V225L111 226H108L109 225V223H106V222H103L102 224H101V222H99ZM104 223H106V224H104ZM133 223V222H132ZM136 223V224H137ZM155 223H154V225H155ZM196 223V222H195ZM200 223V222H199ZM221 223V222H220ZM223 223H224V221H223ZM263 223H264V221H263ZM1 224V223H0ZM7 224V223H6ZM16 224H17V222H16ZM16 224H14V225H16ZM21 224V223H20ZM26 224V223H25ZM36 224V223H35ZM39 224V225H40ZM65 224H67V222H65ZM90 224V223H89ZM130 224V223H129ZM242 224V223H241ZM18 225V224H17ZM16 225V226H17ZM22 225H24V224H22ZM29 225H31V224H29ZM44 225V224H43ZM69 225H71L70 223H69ZM150 225V224H149ZM179 225H181L182 226V223H180ZM191 225V224H190ZM197 225V224H196ZM202 225V224H201ZM226 225V224H225ZM248 225V224H247ZM1 226V225H0ZM18 226H20V225H18ZM17 226V227H18ZM25 226V225H24ZM28 226V225H27ZM38 226V225H37ZM63 226H64V224H63ZM67 226H68V224H67ZM96 226V225H95ZM134 226V227H135ZM178 226V225H177ZM244 226H246V225H244ZM26 227V226H25ZM43 227V226H42ZM71 228H69V231H71L70 229H73L72 231H76V228H77V226H74V225H71L70 226ZM123 227L124 228H126V226L125 225H123ZM132 227V226H131ZM146 227V226H145ZM180 227V226H179ZM193 227H194V225H193ZM192 227V228H193ZM225 227V226H224ZM249 227V226H248ZM12 228V227H11ZM19 228V227H18ZM20 228H21V226H20ZM27 228V227H26ZM32 229L31 230V236L33 237V236H35L36 234H37V230L36 229H34V227H32V225H31V227H29L28 226V228H27V230L28 229ZM40 228H41V225H40ZM61 228H62V226H61ZM60 228V229H61ZM86 228V227H85ZM142 228V229H141ZM148 228V227H147ZM152 228H153V226H152ZM156 228V227H155ZM191 228V227H190ZM197 228V227H196ZM5 229V228H4ZM3 229V230H4ZM15 229H17V228H15ZM29 229V230H30ZM63 229H64V227H63ZM62 229V230H63ZM67 229V228H66ZM95 229V228H94ZM146 229V228H145ZM203 229V228H202ZM225 229V228H224ZM228 229V228H227ZM2 230V231H3ZM9 230V229H8ZM14 230V229H13ZM12 230V231H13ZM28 230V231H29ZM36 230V231H35ZM44 230V229H43ZM150 230H151V226H150ZM180 230V229H179ZM189 230V229H188ZM191 230V229H190ZM194 230H195V227H194ZM198 230V229H197ZM248 230V229H247ZM260 230V229H259ZM258 230V231H259ZM21 231V229H19V232ZM39 231H42V230H39ZM58 231V230H57ZM72 231H71V234H68V235H72ZM77 231H78V229H77ZM81 231V230H80ZM187 231V230H186ZM199 231V230H198ZM200 231H201V229H200ZM224 231V230H223ZM254 231V230H253ZM4 232V231H3ZM9 233H10V231H8ZM43 232V231H42ZM59 232H60V230H59ZM82 232V231H81ZM204 232V231H203ZM247 232H249V231H247ZM264 232V231H263ZM12 233H14V234H16L17 235V237H18V233L16 232V231H14V232H12ZM30 233V232H29ZM60 233H62V231L60 232ZM63 233H64V231H63ZM62 233V234H63ZM78 233V232H77ZM85 233V232H84ZM101 233V234H100ZM152 233V232H151ZM182 233V232H181ZM194 233H195V231H194ZM254 233V232H253ZM260 233V232H259ZM11 234V233H10ZM100 234V235H99ZM170 234V233H169ZM187 234V233H186ZM190 234V233H189ZM196 234H197V232H196ZM205 234V233H204ZM213 234V233H212ZM212 234H208V236L206 237L205 235H204V238L206 237V239L207 238H209V236H211ZM225 234H226V232H225ZM252 234V233H251ZM1 235V234H0ZM7 235V234H6ZM22 234L20 233V236H21ZM29 235V234H28ZM39 235V234H38ZM40 235H42V233L40 234ZM148 235V234H147ZM220 235H222V234H220ZM253 235V234H252ZM256 235V234H255ZM260 235V234H259ZM263 235H264V233H263ZM2 236H3V233H2ZM13 236V235H12ZM26 236V235H25ZM52 236V235H51ZM65 236H66V234H65ZM78 236L79 235H77L76 236V234H75V237H77L78 238ZM87 236V235H86ZM120 236V237H119ZM144 236V237H143ZM160 236V235H159ZM170 236V238H171V235H169ZM192 235H190L189 237H191ZM200 236V235H199ZM199 236H195L196 238L197 237H199ZM202 236V235H201ZM246 236V235H245ZM244 236V237H245ZM1 237V236H0ZM24 237V236H23ZM31 237V238H32ZM38 236L36 235V237H34V238H37ZM40 237V236H39ZM38 237V238H39ZM55 237V236H54ZM63 237V236H62ZM74 237V238H75ZM100 237V240H102V238ZM118 237H119V239H118ZM182 237V236H181ZM185 237V236H184ZM188 237V238H189ZM195 237H191V239L192 238H195ZM227 237V236H226ZM260 237V236H259ZM262 237H264V236H262ZM262 237L260 238V239H262ZM11 238V237H10ZM18 238H20V237H18ZM31 238H29V240L31 239ZM34 238L32 239V244H31V241H30V243H22V242H20V243H22V244H20L19 246H18V248H16L17 249V251L16 250H14L15 252H12V255L13 256H15L14 255V253H18V255H16V256H19L20 258V260L21 259H23V258H25V260H23L24 262L23 263H25V261L27 262V264L28 263H31V264H47L48 263V261H47V259L46 260H44L45 261V263H44V261L42 260V259H44V253H43V251H42V249L43 248H41L40 247V244L42 245V243L43 242H41V241H39V243L40 244H36V243H34V242H36L35 240H34ZM53 238V237H52ZM51 238V239H52ZM65 238V237H64ZM73 237H72V239H74ZM83 238V237H82ZM114 238H117L116 240L114 239ZM150 238V237H149ZM169 238V239H170ZM183 238V237H182ZM180 238L181 239V241L183 240V241H185V240H187L186 239V237H185V239L183 238ZM211 238V239H210ZM208 240H211L210 241V244H211V242H212V245L210 246H208V248L211 250V248H213V244H215L216 242V239H214V235H213V237H210ZM249 238V237H248ZM26 239V238H25ZM85 239V238H84ZM93 239V238H92ZM151 239V238H150ZM168 239V238H167ZM166 239V240H167ZM190 239V240H191ZM202 239V238H201ZM8 240V239H7ZM39 240V239H38ZM38 240H37V242H38ZM71 240V239H70ZM131 240V241H130ZM148 240V239H147ZM171 240V239H170ZM169 240V241H170ZM204 240V239H203ZM219 240H220V237H219ZM223 240V239H222ZM230 240V239H229ZM248 240V239H247ZM257 240H258V237H257ZM13 240H11V242H12ZM19 241H21V240H19ZM54 241H57V240H54ZM60 241V240H59ZM73 241V240H72ZM74 241H76V239L74 240ZM77 241H78V239H77ZM76 241V242H77ZM79 241H81L80 239H79ZM79 241H78V243H79ZM130 241V242H129ZM164 241H165V239H164ZM180 241V240H179ZM180 241V242H181ZM189 241V240H188ZM192 241H194V243H197L196 242V240L194 239V240H192ZM223 241H225V240H223ZM232 241V240H231ZM245 241V240H244ZM243 241V242H244ZM258 241H260V240H258ZM257 241V242H258ZM3 242H4V240H3ZM76 242H75V244H76ZM83 242V241H82ZM88 242H90V240L88 241ZM99 242V241H98ZM101 242V241H100ZM103 242H104V240H103ZM150 242V241H149ZM151 242H152V239H151ZM166 242H168V241H166ZM190 242L191 241H189V245H190V247L192 246L193 247V242H192V244H190ZM201 242V241H200ZM199 241H198V245L197 244H194V248L193 249H191L190 251H187V252H190V253H195V252H199L198 254L200 255V251H199V249H201L202 247H203V245H201V248H200V245H199V243H200ZM207 242L209 243V241H207L206 240V244H207ZM2 243V242H1ZM1 243H0V246H1ZM59 243V242H58ZM84 243H85V241H84ZM92 243V242H91ZM107 243V242H106ZM109 243V242H108ZM133 242H131L130 244L131 245H133L132 244ZM169 243H171V241L169 242ZM182 243V242H181ZM187 243V245H188V242H186ZM204 243V245H206ZM219 243H221V242H219ZM259 243V242H258ZM7 244V243H6ZM9 244V243H8ZM15 244H17V243H15ZM57 244V243H56ZM67 244V243H66ZM65 244V245H66ZM72 244V243H71ZM75 244H72L73 246H71V247H75L74 245ZM90 244V243H89ZM88 244V245H89ZM99 245H98V247L101 245L100 243H98ZM201 244V243H200ZM218 244V243H217ZM217 244H216V246H217ZM224 244V243H223ZM222 244V245H223ZM228 244V243H227ZM261 244V243H260ZM4 245V244H3ZM2 245V246H3ZM59 245H60V243H59ZM64 245V244H63ZM64 245V246H65ZM77 245V244H76ZM79 245V244H78ZM92 245V244H91ZM208 245V244H207ZM206 245V246H207ZM226 245V244H225ZM229 245H231V244H229ZM13 246V245H12ZM61 246V245H60ZM70 246V245H69ZM83 246H84V244H83ZM82 246V247H83ZM86 246V245H85ZM93 246V245H92ZM102 246H104V243H102ZM136 246V245H135ZM183 246V245H182ZM215 245H214V247H216ZM219 246V245H218ZM261 246H263V243H262V245ZM4 247H6V246H4ZM43 247V246H42ZM47 247L48 248H50V246H48L47 245ZM55 247H56V245H55ZM70 247V248H71ZM129 247H130V245H129ZM159 247V246H158ZM186 247V246H185ZM191 247V248H192ZM224 247V246H223ZM259 247V246H258ZM52 248V247H51ZM63 248V247H62ZM61 248V249H62ZM72 248V249H73ZM77 247H75V249H76ZM105 248V247H104ZM116 248V247H115ZM183 248V247H182ZM208 248H207V250H208ZM222 248V247H221ZM233 248H234V246H233ZM260 248H262V247H260ZM259 248V249H260ZM8 249V248H7ZM14 249V248H13ZM53 249H55V248H53ZM59 249V248H58ZM87 249V248H86ZM89 249V248H88ZM101 249V248H100ZM131 249V248H130ZM133 249V248H132ZM160 250H161V248H159ZM188 249V248H187ZM203 249V248H202ZM216 249H217V247H216ZM219 249V248H218ZM223 249V248H222ZM230 249H232V248H230ZM263 250H264V247L262 248ZM2 250V249H1ZM5 250V249H4ZM9 250V249H8ZM49 250V249H48ZM47 250V251H48ZM63 250V249H62ZM62 250H60V251H62ZM85 250V249H84ZM83 250V251H84ZM94 250V249H93ZM96 250V249H95ZM117 250V249H116ZM184 250H185V248H184ZM189 250V249H188ZM193 250H194V252H193ZM207 250H206V252H207ZM213 250V249H212ZM227 250H229L228 248H227ZM243 250V249H242ZM249 250V249H248ZM56 251H57V249H56ZM75 251V250H74ZM77 251V250H76ZM90 251V250H89ZM157 251H158V248H157ZM186 251V250H185ZM184 251V252H185ZM234 251V250H233ZM5 252V251H4ZM53 252H54V250H53ZM81 252V251H80ZM85 252V251H84ZM98 252V251H97ZM120 252V251H119ZM133 252V251H132ZM131 252V253H132ZM159 252H161L162 253V250L161 251H159ZM205 252V253H206ZM213 252H215L214 250L212 251V254H213ZM220 252V251H219ZM227 252V251H226ZM232 252V251H231ZM242 252V251H241ZM240 252V253H241ZM261 252H262V250H261ZM60 252H58V254H59ZM62 253V252H61ZM77 253V252H76ZM75 253V255H77ZM87 253H89L88 252V250H87V252H86V254ZM223 253V252H222ZM228 253V252H227ZM50 254V253H49ZM54 254V253H53ZM57 254V253H56ZM67 254V253H66ZM81 254V253H80ZM90 254L91 253H89L88 255L90 256ZM99 254V253H98ZM105 254V253H104ZM136 254V253H135ZM158 254V253H157ZM186 254V253H185ZM189 254V253H188ZM210 255H211V253H209ZM216 255L218 254L217 252L215 253ZM232 254V253H231ZM239 254V253H238ZM102 255H103V253H102ZM162 255V254H161ZM192 255V254H191ZM196 255V254H195ZM203 255V254H202ZM216 255H215V257H216ZM219 255V254H218ZM251 255V254H250ZM16 256L14 257L15 259H16ZM49 256V255H48ZM47 255H46V257H48ZM54 256H55V254H54ZM61 256H63V255H61ZM83 256V255H82ZM91 256H92V254H91ZM91 256H90V258H91ZM97 256V255H96ZM99 256V255H98ZM116 256V255H115ZM114 256V257H115ZM121 256V255H120ZM123 256V255H122ZM164 256V255H163ZM194 256V255H193ZM201 256V255H200ZM207 256V255H206ZM212 256H214V255H212ZM212 256H210V257H212ZM235 255H233V257H234ZM55 257H57V256H55ZM76 257V256H75ZM80 257V256H79ZM110 257V256H109ZM109 257H108V259H109ZM112 257V256H111ZM119 257V256H118ZM118 257H115V258H118ZM134 257V258H135ZM185 257V256H184ZM196 257V256H195ZM204 256H202V258H203ZM215 257H213V259H215ZM218 257V256H217ZM224 257V256H223ZM13 258V257H12ZM51 258V257H50ZM83 259H84V256L82 257ZM81 258V260H83ZM87 258H89V257H87ZM89 258V259H90ZM186 258V257H185ZM188 258V257H187ZM219 258V257H218ZM244 258H245V256H244ZM66 259V258H65ZM75 259V258H74ZM86 259V258H85ZM85 259H84V261H85ZM92 259V258H91ZM97 259V258H96ZM101 259V258H100ZM100 259H98V260H100ZM104 259V258H103ZM103 259H101L103 262H104V260ZM122 259V258H121ZM204 259V258H203ZM205 259H208V257L207 258H205ZM213 259L211 260V258H210V263L209 264H215L216 262L215 261H213ZM231 259V258H230ZM238 259V258H237ZM19 260V261H20ZM55 260H59V259H57V258H55ZM62 260V259H61ZM76 260V259H75ZM100 260V261H101ZM125 260V259H124ZM135 260V259H134ZM183 260V259H182ZM181 260V261H182ZM188 260H189V262H190V259H187V260H183L184 262H182L183 264H190L189 262H188ZM209 260V259H208ZM227 260V259H226ZM233 260V259H232ZM239 260H240V258H239ZM241 260H242V258H241ZM246 260V259H245ZM1 261H2V259H1ZM19 261H17V262H19ZM46 261H47V263H46ZM60 261V260H59ZM83 261V262H84ZM89 261V260H88ZM100 261H99V263H100ZM102 261H101V263L100 264H103L102 263ZM110 261V260H109ZM212 261H213V263H212ZM14 262H16V260L14 261ZM16 262V263H17ZM58 264H62V262L60 261V262H58V261H56ZM73 262V261H72ZM108 262V261H107ZM111 262H114L113 260L111 261ZM110 262V263H111ZM120 262H122V261H120ZM135 261H133V263H134ZM158 262V263H157ZM204 262V261H203ZM209 262V261H208ZM226 262V261H225ZM240 262V261H239ZM246 262V261H245ZM2 262H0V264H1ZM22 262H21V264H23ZM56 263V264H57ZM99 263H96V264H99ZM109 263V262H108ZM116 262H114V264H115ZM118 263H119V261H118ZM117 263V264H118ZM131 263V262H130ZM199 263H201V262H199ZM207 263V262H206ZM236 263V262H235ZM251 263V262H250ZM5 264V263H4ZM18 264H20V263H18ZM26 264V263H25ZM76 264V263H75ZM89 264V263H88ZM104 264H106V263H104ZM112 264V263H111ZM120 264H123V263H120ZM203 264V263H202ZM205 264V263H204ZM228 264V263H227ZM236 264H238V263H236ZM240 264V263H239ZM247 264V263H246Z\"/></svg>",
    "mask_w": 264,
    "mask_h": 264
}]
</instances>
